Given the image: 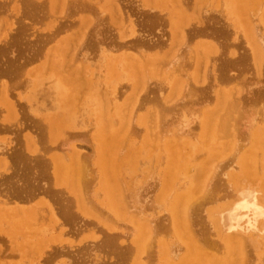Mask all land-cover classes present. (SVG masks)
<instances>
[{
  "label": "rangeland",
  "instance_id": "obj_1",
  "mask_svg": "<svg viewBox=\"0 0 264 264\" xmlns=\"http://www.w3.org/2000/svg\"><path fill=\"white\" fill-rule=\"evenodd\" d=\"M33 1L39 2V3H36L35 6H32L31 4L25 5L22 2V0H16V1L15 0H0V82L4 83L5 85L8 84V86H10L8 89V91H10V94H9L10 98L8 97V100H7V97H5L4 100H2V97L4 98V96H6L7 94L6 95L0 94V111H1L0 112V145H2V147L0 146V152L2 151L1 154L2 153L4 154V152L6 151L5 155L2 154V156H0V162H1V164H0L1 165L0 166V205H1V209L0 210H1V213H4L3 211L6 209H8V210H6L5 212H8L10 210L12 211L13 209H10V208H14V206H17V208H31L32 207L34 209V211H36V213L40 214V216H41V214L43 215V217H44V214L46 215L45 216L46 219L44 217L43 218L44 220H41L40 224H42L41 226L42 227L44 226L45 228H47L49 226L47 228L49 230L46 231V235L43 238L42 245L40 244L41 246L38 247L37 249H35L34 248L35 245L27 247V246H29V243L27 242L26 239L23 240L21 238V236L11 237L9 235L10 224L8 222H6V220H4V219H2V220L0 219V264H126V263H124L126 261L119 260L118 257L115 255L116 253H113L114 251L112 252L111 246H101L100 244H97L99 242V238H101V236H104V235L102 232L100 233L95 229H102L103 226H105L104 224L112 225L111 222H109V220L112 221V216L114 218L113 220L116 222V225H114L115 227L113 225H112L113 227L110 226L112 229L110 228L109 230L106 229V226H105V228H104L105 234L106 235L107 234L108 235H111V234L115 235L116 233L117 234H119V233L126 234V236L128 235V237H125V235L123 236L122 234H119V237L116 236L114 239V243L118 244V245L120 243L123 245L127 244L125 242L130 243L128 241V238L131 235L132 236L129 238L130 241L132 240V238H134L133 232H135V226H134L133 222L130 223V220L128 217H129V215L131 217L134 215L135 212L136 213L138 212L135 210H134L135 211L134 212L133 208H132L130 213L128 212V217L126 216L125 218H123L125 216V214H123L122 216H117L118 218L114 214L112 216H110L112 214L111 210L108 209L107 206H105L106 205L105 201H102V200H104L103 199L104 197L101 194L102 188H101V184H100V179H102V178L100 175L95 173L96 171L94 172V169L96 167L98 168L100 163H101L100 159L102 160V157L99 158L100 155H98L99 152L97 151V149L99 148V145L103 142H101L99 144L100 140L98 138L102 135L109 136V138L111 137L110 134H112V131H108L107 134L105 133V131L107 132V130L110 128L113 129V127L110 125V122L113 123L112 119H115V117H117V120H114V121H117V122H116V124L115 123L114 124H115V126L116 125L117 126H116V128L113 129L114 130L113 132L116 133L117 127H118L119 123L123 121V118L128 120L129 115H130L129 117H132L133 114H134L133 116L136 115V117H132L133 119L129 118V122H130V120L134 121V122L131 121V123L132 124L134 123L135 125H137V129H136L137 131L135 132V128H134V130H132V129H129V130L130 131L132 130V132L134 131L135 133H138V134L136 135L135 133H133V135H132V133H130L132 136L131 135L128 136L129 133L126 132L127 134L124 136H128V138L131 137L132 140H128L127 137H123V135H122L120 137V140L122 141L123 138L124 139L127 138L125 141L128 143H126V142L123 143L124 146L122 145V152L120 150H118L117 152H118V154L121 153L120 156L124 155L125 153L127 155H135L134 159L139 160V161L137 160L139 167L137 166L138 168L136 170V166H134V165L132 166V164L130 165V163L133 161V159H132L131 162H129V163L126 162V166L122 170H123L124 174L127 175V177L130 176V174H131V172H129L130 169H131L132 173H135L134 175H136V173H137L138 176L136 175V177L140 178L141 186H143V184H142L143 182L141 183V181H143L146 178L144 180L145 181L144 184H147L146 180L149 181V178H150L151 181L147 185H149L151 183L150 185L153 187L154 185H152L153 184L152 178H153V176H156L155 174H157V176L154 178H156L158 181H156V179H154V181H153L155 184L157 183L155 186L156 189H155V187L152 188L150 186L151 190L152 189H154V190L151 194L149 192V191H151L149 189L150 188L149 187L148 188L149 191L148 190L147 191L150 193V195H148V192L146 194H147V196H150L153 198L157 197L155 195L162 192L160 190V183L165 184V185L163 184L164 188H163V186H161L163 188V190H165V192L163 191L164 193L163 192L161 193V195L164 194V196L163 197L161 195L158 196V198L162 199L161 201L164 203V205H162V207H158L160 209V211L158 208H153V210H155V212L154 211L153 212L155 214L157 213L156 215H158L160 217L163 216V215L161 216L162 213H166V217H163V218L168 219L169 214H170L169 213L170 204H171L170 201H172L173 198H174L173 199V201H174L176 199L175 196L177 197V194L182 193V192H180V190L184 191L185 190L184 188H186V184L188 187L189 183H191L194 179H197V177L199 178L200 175L198 173L197 167L194 165L197 162V161H195L196 158L192 157L194 160H193V163L191 162V164H190V171L189 172L192 171L191 174L188 173L187 175H185V177L181 178L183 180L182 183H181V181H175V182L171 181L172 185H173V183H174V185H175V183L177 184V182H180V184H181V185L177 184L174 187H176V186L181 187L184 183L183 189L181 187L180 190H178L179 189V187H178V189L175 190L171 186V190H170V188L168 187L169 183L167 184V181L169 182V179H167L169 176L168 175L169 169H167L168 173H166L167 178H165V179L163 178V177H166L164 175L166 172V166L168 165V168L172 167V166L169 167V162H167V159L169 158V154L167 153V147H168L167 145L170 142L172 143V139L177 140L181 136H182V138H183V136H185L184 139H182V138L179 139L181 141V143H184L186 141V142H190L192 145L198 144L195 141L193 142V139L196 138L195 140L198 141L197 138H198V135L201 133V129H200V126H198L199 125L198 121H197L198 119L195 120L196 124L194 123L195 125L191 126L192 131H190L189 134H191V133L193 134V132H195L196 134L194 133V135H190L191 137L189 138L188 133L187 134H185V133L181 134V132H179L178 129L175 128V125L174 126L172 125L171 127L168 128V126H169L168 122L169 121H167V123L165 124L166 130H165V128H163L164 126L162 128H160L161 124L162 125L164 124V123L160 124V122H162V121L165 122V121L164 120L158 121L160 126L157 127V129H159V132L158 131L157 132L160 133V130H162L161 132H164V131H166V132L168 131V132H167V134H165L166 132L162 133L164 135V138H160V139L163 142V144L161 143L157 146H154V148H153V147L148 146V144L153 140V137H152L153 135H151V134H149V132H147V131H149L148 127L144 124L142 119L147 118L146 116L148 115V111L153 112V111L157 110L155 108H158L160 110L162 117L164 116V118L167 120V118L169 119V117H168L169 111L166 109V107L167 108H168V106L173 107V110L175 111V108L180 107V104H181V106L184 104L187 107H191V106H192L191 108L195 107L194 109H198V111H199L200 108L203 109V107H205V106H211L213 104L214 95H216L217 90H218L217 93H219L222 90H224L225 88H227V89L229 88L232 91H234V89H236L235 92H237L239 90V92L241 94H238L239 92L236 93V94H238L236 96V98L238 96H241V98H240V103H241L240 107L242 108L241 112L242 111L248 112V111H250V108H251V110H252L251 113H254L256 110H259L260 107H262V106L264 107V63L262 62L263 67L260 70H257L255 67H253L254 65L251 62V60L248 57L245 58V55H246L245 53L249 52V50L247 49V47L249 48V43H248V41L245 42V39L247 40L246 36L249 38L248 35L251 33L252 29H253V31L255 30V28L257 30L258 27L262 24L261 28L259 27L260 30L258 29L259 31H262V33L258 32V31H254V32L261 33L264 36V28H262L263 27L262 16L264 15V10H263L264 9V0L259 1L260 4L258 6L259 7L261 6V7L260 8L258 7L257 13H253L252 17H254V19H253V22L249 23L250 25L248 24L251 27L248 31L249 34H247V35H244V33L245 34L247 33V30H245L246 27H244L245 31H243V28H241V27H243V25L241 26V24H244L245 21L243 23V21L240 20L241 18L239 19L235 13V9H236L235 7H237V5H239V4H237L238 1L236 3V0H209L208 1L209 3L206 1L208 3V5L205 7H202L204 9L203 10L201 9V10L203 12L204 11L205 12L204 13L201 12L203 15H201L200 19L198 18V16H200V14H201V13L199 14V11H201L200 10L201 7L200 8L198 7V13H196L197 9L195 10V4H196L197 0H179V1L178 0H172V1L171 0H155V1H153L154 3L152 2V0H150L149 2H148V0H140V1L139 0H116V1L105 0V3H107L108 1H109V3L114 2L115 3V5L113 3L114 6H116V4L118 3L117 6H119L118 8H120V11H118L117 7H115V8L112 7V3H110L111 6L108 7L110 4L109 3H107V4L102 3L103 0H61V1L59 0V2L57 0L58 3L55 0L53 3L54 6H52L48 0H33ZM43 1H45V2H43ZM233 1H235V2L233 3ZM171 2H172V4H171ZM176 2L178 4L181 3V4H179V6L181 5L180 7H181L182 12H183L182 8H184L185 13L183 12V14H186V16H188V15L191 16L190 17L191 19L189 18V23H187L186 26H185L184 22H186L187 17L181 13V11L179 10L180 7L177 6V4H174ZM206 2H204L205 3L204 5H206ZM231 2H232V4H231ZM151 3H153V5ZM56 4H58V5H56ZM230 4H231V7H230ZM233 4H236V5H233ZM37 5H39V6H37ZM102 5H103V7H102ZM104 5H105V7H108L107 11H106V8L104 7ZM68 8H69V10H68ZM74 8H75V10H74ZM113 9L116 11V13L113 11ZM149 9H151V10H149ZM109 10H110V12H108ZM167 10H168V12H167ZM118 12H120L122 14V16L127 14L128 18H126V19H124L125 17H122V18L124 20H126L127 23L129 21H130L129 23L132 22L130 24L131 26L129 24H126V22H123V20H121V18H120V20L123 23L119 22L120 20L118 19V17L121 14L120 13L117 14ZM189 12L191 14L192 13L193 14L191 15ZM169 13H171L170 16H168ZM255 14H256V16H255ZM261 14H262V16H261ZM193 15H194V17H193ZM116 16H117V18H116ZM169 17L172 18L173 22L170 20ZM229 17H230V19H229ZM117 19H118V21H117ZM127 19H130V20L127 21ZM236 19H237V21H236ZM243 20H245V19H243ZM259 20H261V24L259 22H257ZM246 21H248V20H246ZM249 21H252V19L250 20V18H249ZM181 22L184 25L185 33L183 31L179 32V33L177 32V30L178 31L183 30V28L179 29V26H181ZM187 22H188V20H187ZM173 23H175V25L171 26ZM177 23L179 26L177 25ZM251 23H253L252 25H254V23H255L254 28H252L253 26L251 25ZM123 24H124V26L126 24V26L123 27L122 26ZM231 24H233V25H231ZM127 25L130 28L127 29ZM176 25L178 26L177 30H176ZM257 25H258V27H256ZM170 26H171V28H170ZM172 27H174V28H172ZM68 29H69V31H68ZM126 30L127 31L129 30L130 34L128 33L129 31L127 32ZM135 30H136V35H139V37H141L143 39L142 41H144L143 42L144 45H141V44H139V45L136 44V45L137 46L141 45L143 47L134 46L135 45L134 42L137 39L133 42L134 44L130 43L132 41L133 37L134 38L138 37V36H136V37L134 36ZM174 30H176L175 31V32H177L176 34H175V32H174V34L171 32ZM132 33H134V34H132ZM182 33H184L185 35H183V38H180L181 37L180 35ZM177 34L179 36V39H178ZM252 34H254V33L252 32ZM259 35L257 34L256 36L258 37ZM240 36H241V38H240ZM243 36H245V37H243ZM66 40H67V42H66ZM69 41L72 43V45ZM124 42L130 43V44L127 43L128 46H130V48H127V45L124 48L123 47V46H125ZM203 42L206 45L207 44L209 45V43H210V45L212 44L215 51H213V49H212L211 53L207 52L205 50L206 45ZM206 42H208V43H206ZM69 43H70L71 49H70V47H68ZM118 44H120V45L122 44L123 46L119 45V47H118L117 46ZM263 44H264V41H263ZM65 45L70 50L67 49L65 47ZM131 45H132V48H131ZM203 45H205V46L202 47ZM116 46H117V48H116ZM199 46H200V49L202 47L201 50L199 49V52L203 51V53H205L206 56H208L207 54L210 53V56H208L209 59H208V57L206 58L203 55H202V57H200L202 52L201 53L197 52L198 51L197 49ZM59 47H61V48L59 49ZM62 47H64V48H62ZM263 47H264V45H263ZM138 48H140V49H138ZM63 50H65V52ZM124 50H125V52L123 53L122 51H124ZM68 51H70V54H72V52L73 53L75 52L73 55L76 58V61L74 58L73 63H72V56L73 55H69ZM106 51L108 53H106ZM61 52H62V54H65V56L63 58L60 55ZM67 52H68V54H67ZM111 53H112V55H111ZM121 53L124 55H122ZM130 53H132V54L134 53L135 55H132L134 57L127 56V55H131ZM137 53L143 54V58H145L146 56H149V57H146L144 60H146L145 62H148V63L153 61L154 65L151 62L150 66L154 67L155 65H157V66H155L154 69H152V67H149L147 69L149 76L147 75L148 77H146V76L144 77L145 81L143 83L145 85V83L149 82L148 86L146 84L147 87L139 85L141 83L140 80H142V82H143V79H140V78H142L141 75H143V73L140 75L137 72V74L140 75L139 80H138V82H140V83L137 84V86H136V84L133 83V78L135 79L136 77H134V76L135 75L137 76V74H135V72L133 74V72L130 70V67L128 66V64H129L130 59H131V61L132 60L135 61L136 58L138 61L141 59V56L139 59H138V57H136ZM177 53L178 54L180 53L179 56L181 55V53H183L184 55L182 54L180 57L178 55H177V57H176V55L174 56V54H177ZM192 53L195 55L193 56ZM100 54L101 55L103 54V55L101 56ZM199 54H200V56L198 57V60L200 62H199V64H197L198 66L196 69L198 70V68H199L200 73H199V70L197 71L195 69V67H196L195 64L198 63L195 60H197L196 57ZM83 55L86 57V59L82 58ZM119 55L120 56L122 55L123 57L126 55L127 58L126 57L123 58L122 56L120 58ZM171 55H173L176 58V59L174 58V60H176V62H177L178 57H179V59H178L179 61L181 59H183L182 60V63H183L182 66L179 64V62L177 63L178 66H177L176 62H174V64H173L172 62L174 60L171 59L173 56L171 58H169ZM137 56H138V54H137ZM79 57L81 60L79 59ZM101 57H102V59H101ZM193 57H195L194 61H193ZM203 57L205 58V60ZM87 58L90 59V62ZM103 58H105V59H103ZM167 58L169 59L168 62H171L172 69H174L177 66L175 68L176 73L174 72V70L172 73V69H168L166 71L167 68L165 67V64H164V67H165L164 69L166 72L162 68L163 63L165 61L167 62V60H168ZM82 59H83L84 66L81 62ZM127 59L129 61H127ZM186 59H188V60L186 61ZM163 60H164V62H163ZM202 60L205 63H206V60L208 61V63H206L207 67H206V65L203 64ZM232 60L234 62H230ZM125 61H127L128 63ZM184 61H185V63H184ZM51 62L53 64V66H51ZM80 62H81V65H80ZM85 62L87 65L85 64ZM92 62H94V63H92ZM192 62H194V63H192ZM192 64H194L193 67H192ZM74 65H75V67H74ZM85 65L87 66V69H85V70H89L88 75H87V72L83 71L84 70L83 69L81 71L85 72L86 75L81 76L83 74V72L81 74H79L80 73L79 68L82 69L81 66H83V68H86ZM88 65H90V67ZM174 65H175V67H174ZM202 65L206 68H204ZM159 66L161 67V70L163 69V72L165 73L164 76L166 75L165 81H168V82L164 81L165 77L161 75V71H160ZM179 66H181L182 68ZM199 66H201V69ZM167 67L171 68L170 64L169 65L167 64ZM54 68H57L60 71V74L58 73L57 76L68 77V76L74 75V76H72V78L76 77V78H74L75 80L76 79L77 80L82 79V81L80 80V83L82 82V84L83 83L86 84L87 82L89 84V82H90V88L86 91V93L83 91L85 96L83 97V92H82V95H80L81 92L79 90H77L76 92H80V93L78 94L75 92V94H77V95L73 99V101H74V103H73V101L72 102L69 101L71 99L70 93L65 96L63 91L58 92V90L56 88L57 82H55L56 81V79H55L56 75H55L54 71H51ZM157 68L159 69V72H158ZM177 68H180V69L176 70ZM73 70H75V72ZM195 70L197 71V76L199 73L198 77L200 79L196 76L197 80H199V81H197V83H195L196 88H193L195 90H192V88H190V91H193L194 94H191L192 96L191 95L188 96V95H186L187 91L185 90V88L183 89V91H181V89L183 88L182 87L183 83H185V84L191 83L192 84V81L194 79L192 77V75L195 72ZM72 72H74L75 74ZM131 72H132V74H131ZM163 72H162V74H163ZM170 72H171V74H169ZM189 72H191V73H189ZM200 74H201V76H200ZM167 75L168 76L171 75V76H173V78L171 76L168 77ZM202 75H203V78H201ZM188 76L191 77L192 81H191L190 77H188ZM23 77L26 79H24ZM79 77H80V79H79ZM83 77L84 78L86 77V78L83 79ZM162 77H163V79H162ZM178 77H179V79H177ZM170 78H171V80H168ZM175 78H176V80H175ZM180 78L181 79L184 78V80L182 79L183 80L182 81V80H180ZM158 79H160V80L162 79L161 81L165 82L164 84L167 83L168 85H165V86H168V87L163 86L164 85L163 82L161 83V81ZM186 79H188V83H186L187 82ZM25 80L27 81L26 83H25ZM84 80H87L86 83L84 82ZM125 81H126V83H124ZM178 81H180L181 85L179 84ZM127 82H129V85H126V84H128ZM158 82H159V84H161L160 87L162 88V90L165 88L163 91L160 89L159 84H157L158 87H157V85H154L155 83H158ZM173 82H175V83H173ZM130 83H131V85H130ZM23 84H24V86H23ZM171 84H173V85H171ZM178 84L181 86V88L179 87L180 89H177ZM185 84H184V87H185ZM78 86H79V84H78ZM125 86H126V88H125ZM132 86H135V88L134 87L133 88L135 89V92L137 91L136 93L134 92V90L132 91V89H133ZM140 86H141V89H140ZM116 87L117 88L118 87H122V88L124 87L125 88V91H124V89H119V91L120 90L124 91L123 93H121L120 97L117 95L118 90H116ZM171 87H172L173 91L170 89ZM102 88H104V89H102ZM137 88H138V90H137ZM79 89L81 90L80 87H79ZM157 89H159V90H157ZM176 89L178 91H181L183 94L181 92H179L180 94L179 93L177 94L178 91L174 92ZM105 90L107 91V93ZM115 90L117 93L115 92ZM129 90H131L132 92L131 91L129 92ZM138 91H139V94H138ZM112 93L113 94L115 93L114 95L116 98L114 96H111ZM172 93H173V95L170 96ZM132 94H134V95H132ZM101 95H102V98H100ZM103 95L108 96L110 99L108 97H105V96L103 98ZM125 95H126V97H125ZM179 95H181L183 97H180ZM80 96H82V98ZM128 96L131 98V101H130V98H128ZM133 96H135L136 98ZM164 96H165V98H164ZM78 97H80L81 100H77ZM111 97L113 98V100ZM121 97H122V99H121ZM140 97H141V100H140ZM166 97H168V99ZM63 98H65V99H63ZM106 98H108V100ZM59 99L60 100L62 99L61 103H60ZM75 99H76V102H75ZM100 99L102 101L104 99H106L107 101L110 100V102H108V106H106V104H107V102H105L106 100H104V102L106 103V104H104V102L102 103V101ZM134 99H135V105H136L137 101H139L141 103L142 106L138 105L139 103H137V106H136L137 108H138V106H140L139 107L140 109L138 108L136 110V107L133 108L135 110L132 109V107L135 106V105H133ZM6 100L9 101L10 104L12 103L13 107L8 102H6ZM78 101L80 102V104L78 103V105H76ZM124 101L128 102L127 104L125 102V104H126L125 108H124ZM6 103H7V105H6ZM15 103H17L16 107L14 106ZM115 103H117V104H115ZM131 103H132V106L130 107ZM102 104H103V112L101 110ZM110 104L112 105V107L110 106ZM75 105H76V107L78 106V108L80 107L81 110H78V108H76ZM93 105H95V106H93ZM119 105H120V108H118ZM7 106L11 107L10 108L11 110H12V108L15 109L18 107V113L17 112L16 113L13 112L14 114L13 113H11V114L7 113L6 112V110L8 109ZM89 106H90V109H89ZM92 106H93V108H92ZM104 106L107 107L105 111H104V108H105ZM109 106H110V109L108 108ZM161 107H163V108H161ZM164 107H165V110H164ZM122 108H123V110L125 109L126 111L124 110L125 111L124 112L122 110ZM148 108H149V110H147ZM108 109H109V113L107 111ZM113 109H114V111H113ZM128 109L133 110L134 113H133V111H130ZM120 110L122 112H124L123 116H121L122 114H120V113H122V112ZM127 110H128V112H127ZM82 111H83V113H82ZM106 111L108 114L106 113ZM170 112H173V111H170ZM102 113H104V114H102ZM111 113H113L114 115ZM106 114L108 115V117L105 116ZM12 115H14V116H12ZM67 115H69V116H67ZM101 115H103L102 116L103 119L106 118V121L105 120L102 121V119H101L102 117L100 118ZM54 117H55V119H61L60 117L63 118L62 120L65 123L64 122L61 123V125H60L61 130H59V128H58L59 125L58 126L55 125L56 123H54V125H53L52 121H53ZM56 117H58V118H56ZM121 117H122V121H120ZM64 118L66 121L64 120ZM139 118H141V122L138 123ZM159 118H160V116H159ZM101 122L103 125L101 124ZM47 124L50 126V128L52 126H54V128H56V130L58 129V131H60L61 133L58 131H54L53 130L54 128L50 131L49 130L47 131V129L49 127V126H47ZM58 124H59V122H58ZM104 124H105V127H104ZM132 124L129 125L130 128H132ZM141 124L144 125L146 128L144 126H141ZM167 124H168V126H167ZM258 124L252 128L251 132H256L257 130H259L261 133H263L264 122L258 123ZM63 125H64V127H62ZM135 125H133V126H135ZM101 127H102V129H104V130L101 129V131L104 132L105 134L102 133V135H99V133L101 134V132H99L98 134H97V132L100 131ZM194 127H197V131L195 130L196 128H194ZM255 127L257 129H255ZM173 128H175V129H173ZM62 130L64 132H62ZM82 130H84V131H82ZM85 130H87V131H85ZM171 130L173 131L172 134L170 133ZM175 130H177L178 133H177V131L175 132ZM130 131H128V132H130ZM198 131H200V133ZM55 132H57V133H55ZM67 132H68V134H67ZM78 132H80V133H78ZM81 132L82 133L85 132V134L87 136L84 135V133L81 134ZM53 133L55 135L56 134L57 135L55 136ZM62 133H64V134H62ZM74 133L77 134V136ZM146 133H148V134H146ZM150 133H152V131ZM168 133H170V134H168ZM174 133L177 135V137L173 136V135H175ZM69 134H70V136H69ZM71 134L75 136V140L73 139L74 137L71 138L72 137ZM78 134L80 135V137H78ZM81 135H83V136H81ZM134 135L138 136V138ZM148 135L151 136L150 138L152 140L149 141L150 138ZM163 135H162V137H163ZM166 135L167 136L169 135L172 139L168 138V140H167ZM186 135H187V137H186ZM68 136L70 139H72V141L70 140L71 141L70 144L69 143L67 144ZM97 136H99V137H97ZM87 137H89V138L91 137L90 139H88L89 141L86 140ZM63 138H65V139H63ZM116 138L118 139L119 137H116ZM116 138H114V140H112L113 138L111 137L110 138L111 141L108 140V144L105 143L106 146H108L110 144V146L107 147V149L109 150V153L106 157H111V155L113 153L112 146H117L116 148H119L120 142H118V141H120V140L118 139V141H116L117 140ZM188 138H189V141H188ZM64 140H65V142H64ZM93 140H95V141H93ZM222 140L223 139H220L216 144H214L210 147L211 150L213 149V151H211V158L215 161V166H214V163H212L213 165L211 164V166L216 167V164L219 162L218 168H216V169H219V171H215V169H214V171L216 173L219 172L217 174L221 175L220 177L222 179L226 180V179L232 178L234 176L237 177V182L234 183V185H233V188L235 190L246 186L245 183L246 182L248 183L249 181H246L247 180L245 178L246 170L240 166L239 157L242 155V153L245 152V150L249 151V149H252V148H253L252 152H253V150L256 151L255 154H257L258 152L259 153L261 152V153L259 155L260 157H258L259 162H256L257 164L256 163L254 164V167L256 165L257 169H256V167L254 169L253 166L251 169H254L256 171H258V169H259L260 174L258 172L257 173L260 176L258 175L256 178L261 177L260 179H262L264 177V168H263L264 167V165H263L264 164V154H263L264 153V151H263L264 147H262L264 143L262 145H260L261 146L260 147L259 145L256 146V144H254L252 141H250L251 139L247 140L245 142L246 144H244L243 147L239 148L236 153L233 151L235 154V155H233L232 150H231L232 154H231V152L228 154L226 148L224 147V144H226L227 141L222 143ZM29 141H31L30 143H32V146L29 143ZM86 141H87V144H86ZM90 141L93 143V145L95 147H93L91 145L92 143ZM148 141H149V143H146ZM60 142H61V144L62 143L64 144L63 146H67V145L69 146L70 145V147H66V148H69V150H66V152L68 151V153L64 152L65 148L64 149L62 148V151L66 154L65 157L67 156V158H68V155L71 154V152H75V151L76 152L79 151V153H82V151L86 152V153H84V154H86L84 156H86V158H87L86 160L89 159L88 164L91 163L89 165V168L93 167V168H91V170H92L91 174L93 173V175L96 176V177L92 176V178L93 179L95 178L96 181H95V179L92 180L91 185H93V181L96 182V185L94 182L93 187L90 186L89 194L92 196V198L99 200L98 202H95V204L99 205V206L97 205L98 207L102 206V208L104 207L103 210L109 211V213H108L109 218L106 216V215H108L106 213V211H105L106 215L104 213H102V215L99 214L102 212V210H100V208H97L96 205H94V207L97 208L96 211H98V213L93 212V213H95L94 216H93V213L91 216H86V215H81V213L77 214V212H75L76 217L72 221H70L69 223L64 222V224L61 225L60 228L63 231V233L61 232V234L59 232V229L55 228L53 226L52 221H49V219H48L49 218V216H48L49 211H47L48 209H46L47 204H49L50 206H52L54 208H57V206H60L61 203L63 202L64 199L60 198L61 195L59 194V192H56V191H58L60 188L62 191H68L66 184L68 183L67 180L69 179L70 175L68 177V174L65 173L62 175L63 178L61 177V175H59L60 177L57 176L58 179H57V184H56L54 181V177H53L54 172L51 173V170L47 165L48 162H46L47 157H48V159H53L54 161H55V158H57V157H59V159H61V162H63V160H65V159H63L64 157H60V156H62V154L64 155L63 152H62V154H60L61 152H59V150L61 149L60 147H62ZM231 142H234V141H231ZM72 143H74V144H72ZM75 143H77L78 145L80 143L81 144L78 147L77 146L74 147ZM135 143H136V145H135ZM53 145H55V146L57 145L56 147L59 146L60 149L56 148V149H58V150H56L55 146H53ZM81 145H82V147H81ZM160 145H162V146H160ZM222 145H223V147H222ZM247 145H249V146H247ZM137 146H139V147H137ZM245 146L247 147V149L244 150L243 148H246ZM136 147L138 148V150L136 149ZM214 147H215V150H214ZM218 147H220V148H218ZM250 147H252V148H250ZM1 148H3V149L6 148V150H2ZM72 148H73V151H71ZM79 148L81 151L78 150ZM92 148H93V150H92ZM116 148H114L115 149L114 153H116L115 152ZM128 148H129V150H128ZM219 149L222 150V151L220 150L221 151L220 155L222 153H223V155L225 153H227L228 155H226V154L225 155L227 157L231 158V160L227 157H223L222 161L221 160L219 161V159H218V161L215 160L219 156V154L213 155L215 153L214 151L217 150L219 152ZM258 149H259V151H258ZM90 150H91V154H90ZM127 150L131 151V152L129 153ZM87 151H88V155L90 154L89 157L87 156ZM119 151H120V153H119ZM239 151H241V152L239 153ZM212 152H214V153H212ZM51 154H53V155L55 154L56 157H55V155L53 156ZM91 155H93V156H91ZM116 155L117 154H114V155H112V157L115 156V158H116ZM148 155H150V156H148ZM216 155H217V157L215 158ZM262 155H263V157H262ZM49 156H51V157H49ZM81 156L83 157V154H81ZM235 156H237V157L235 158ZM90 157H92V159ZM224 158L228 159V160H225ZM128 159H130V157ZM53 160H51V161L53 162ZM67 161H68V159H67ZM223 161H225V162H223ZM233 161H234V163H233ZM64 162H66V161H64ZM166 162L168 164H166ZM221 162H223V163H221ZM192 164H193V166H191ZM221 164H223L224 166ZM231 164L236 165V168H234V170H232L230 168V167H232ZM234 165H233V167H234ZM54 166L56 167V165H54ZM126 167L127 168L129 167V168L127 169ZM175 167H176V169H175ZM214 167H212V169ZM223 167H225V168H223ZM260 167H261V169H260ZM177 168L179 169V165L177 167V164L176 165L174 164V167H172V171L178 170ZM54 169L55 168H53V171H54ZM149 169L151 171H153L152 174L154 172L155 173L152 175V174H150L151 172H146ZM235 169L237 171H235ZM242 169H243V171L245 170V172H243ZM249 169H250V167L247 168L248 171H250ZM196 171H197V173H196ZM143 173L147 174V175H145V177H144ZM192 173L193 174L196 173V175L194 174L195 175L194 176ZM224 173L226 174V176ZM55 174H57V173H55ZM91 174H90V176H91ZM124 174L121 175V177H124ZM148 174H149V176L150 175L151 176L148 177ZM139 175H140V177H139ZM158 175H160L159 176L160 178L158 177ZM66 177H67V180H66ZM131 177H133V179L132 178L129 179V177H128V180H131L133 182L135 180L134 179L135 176H131ZM191 177H193V178L189 179ZM59 178L62 180L64 178L65 179L63 182H61V180ZM186 178L188 179V181L186 180ZM241 178L245 179L244 182H242V185H244V186H240L241 185V183H240ZM256 178H254V180ZM171 180H172V178H171ZM162 181H165V182H162ZM261 181L263 182V179ZM65 182H67V183H65ZM137 182L139 184V181L136 178V180L133 182V184L135 183L136 185L135 184L134 185L138 186ZM208 183H210V182L208 181ZM208 183H207L208 186H206L207 189L206 188L205 189L207 191H209L208 189H212L213 191H209V192H211V195L215 194L212 197V199L215 197L217 198V196H218L220 202H218L219 203L218 204L219 206H218L216 204V202L218 201V200H216V198H215V200L213 199V201H212V199H210L212 202H210V204L207 203L205 205L204 209L202 210L203 215L202 214L201 215L207 221L208 226L210 224V228H211L210 232H213V230L217 227L216 216L221 212V210H223L222 207H224V205L228 203V202H226L228 199H224V195L220 198L219 197L220 194H222L224 192H218V191H216V189H213L212 187L208 188L209 186H211ZM254 183H255V181H254ZM260 185L261 184H259L257 186L252 185V187H254L255 190L259 192V195H258V192H256L258 197L260 195L264 196V191H263L264 188H261ZM236 186H238L239 188ZM259 187H260V189H259ZM257 188H258V190H257ZM157 189L160 190L161 192H159ZM261 189H262V191H261ZM61 190H59V191H61ZM177 190H178V193L174 196V193H176ZM168 191H170V192H168ZM214 191H215V193H214ZM155 192H157V193H155ZM168 193H170V194L172 193L170 199H169L170 194H168ZM218 193H220V194H218ZM234 193H235L234 195H236V191H234ZM260 193H262V194H260ZM98 194L102 196V197H100V199H99ZM167 194H168V196H167L168 199H165ZM150 197H149V200H150ZM164 199H165L166 203L163 201ZM3 201H4V203H2ZM49 201H50V203H49ZM180 201H182V199H180ZM5 202H6V204H5ZM100 202H102L103 204ZM156 202H160V200H157ZM93 203H94V201H93ZM178 203H179V205H178L177 209L179 210V206L181 208V204L183 203V201L179 202V199H178ZM212 203L216 207H214V205ZM208 204L210 207L212 204L214 209L207 207ZM2 208H6V209L2 210ZM36 208L37 209L39 208V209L37 210ZM44 208L46 210H44ZM96 208H94V209H96ZM161 208L164 210H162ZM206 210H207V212H206ZM213 210H214V212H213ZM38 211H40V212H38ZM44 211L45 212L47 211V212L45 213ZM163 211H166V212H163ZM218 211H219V213H218ZM159 212H160V214H159ZM167 212H168V214H167ZM151 213H152L151 211H150V213H148L149 215L147 218L150 219V215H151L152 219L154 218L153 216H156L154 213H152L153 215ZM212 213H214V214H212ZM39 214H38V216H39ZM209 214H210V216L213 215V217L210 218ZM215 214H216V216L214 217ZM98 215H101L102 218H104V219L106 217V220L108 219L107 220L108 222L105 221L104 219H100L101 218L100 216L97 217ZM104 215H105V217H104ZM56 216L58 217L57 221L62 220L61 214L57 213ZM77 217H79L80 219ZM160 217H159V219L162 222H164L165 220L163 218H160ZM205 217H208V218L206 219ZM120 219H122V220H120ZM97 220H99V221H97ZM158 220H156V222L161 223V221L160 220L158 221ZM89 221H92V224L89 223ZM167 221H169V219ZM43 222H45L44 223L45 225H43ZM100 222H102L103 225ZM118 222H123L124 224L118 223ZM46 223H48V224H46ZM95 223L97 226L95 225ZM125 223H127V224L125 225ZM152 223H150V225ZM157 223H156V225H157ZM212 223H213V225H212ZM40 224H39V226H40ZM119 224L120 225L122 224V225L120 226ZM154 224H155V222L152 225H154ZM162 224H164V223H162ZM168 224L169 223H167V225ZM214 224L216 225V227H214ZM152 225L150 226V229H152V227L155 226V225L154 226H152ZM211 225H212V227H211ZM259 225H260V227L262 226L261 224H259ZM259 225L257 224L256 227H258L257 230L260 229V231H261V228L259 227ZM128 226H131L134 229L133 230L131 227H129L131 229L132 234L126 233V231H127L126 229L128 228ZM158 226L159 225H157V227ZM168 227H169V225H168ZM193 227L195 229L198 228V227L196 228V226H193ZM114 228H116V229H114ZM212 228H213V230H212ZM263 228H264V226L262 227L263 231L261 232V234L259 233L260 231L255 230L254 231L255 233H254L252 230H247L246 228H245L246 230L243 228L242 233H245L247 237H248V235L249 236L251 235L252 239L253 238L258 239L259 236L261 235L260 236L261 239L259 238V241L263 242L264 241V236H262L264 234ZM157 229H160V228L158 227ZM164 229H163V231H164ZM152 230H151V232L153 233V231H155V230H153V231ZM166 230H169V228H167ZM166 230L164 231V233H162L163 231L162 232L156 231L157 234L155 233L156 234L155 236H157V235L158 236H157V238L155 237V241L156 242L158 240L162 241V238H163L162 234L164 235L165 233H167V234L171 233L170 236H167L165 234V237H166V240L168 241V243H166L167 246L165 245V247L164 246L163 247L165 249H167L168 245L170 243H173L170 245H172L173 247L175 246L173 249H175L176 253L179 251L178 256L176 255V258L174 257L175 256L174 254H176L174 250H173L174 251V254H173L174 259H172L173 258V257H171L172 255H168V254H172V252L168 253L167 250H166V253H167L166 255L165 254H162V255L158 254L157 250H159V248H158V245L155 246L156 245L155 244L156 242H155L154 246H152V249L155 250V248H156V251L152 252L153 254L155 253L154 259H153V261L148 259L147 260L148 263H149V261H151L150 264H152V262H153V264H169V262L171 263L172 261L178 260L180 258L179 257L180 256V250H178L179 248L182 247L181 254L183 253V249L185 247L183 248V246H181V245H180V247L176 246V244L179 245V244H183V243L180 241L176 242L172 228H170V230H169L170 232L169 231L167 232ZM244 230H245V232H244ZM114 231H116V232L114 233ZM193 231H194V229H193ZM58 232H59L60 236H59V234H57ZM159 234H160V236H159ZM56 235H58V236H56ZM212 236H214V237H211V238L218 239L217 235L214 234ZM254 236L255 237L257 236V237L255 238ZM169 238H171V239L173 238L172 239L173 241L171 239H170L171 241L168 240ZM164 239L165 238H163V240ZM174 239H175L176 243L174 242ZM262 239H263V241H262ZM34 242H36V240ZM24 243H27V244H24ZM221 244H222V242L220 243L219 246H217V248H215L217 250L220 249V250H218L219 252H216V250L213 248L211 254L209 253L210 249H212L211 247H210V249L209 248L207 249L206 247H203V248L205 250L207 249V251L209 250L207 253L210 254V256L215 255V254H216L215 256H218L220 253H222V249H223V252L225 250L223 245H222V248H218L221 246ZM50 246H51V248H50ZM55 248H57V250ZM59 248H60V250H58ZM108 248H109V250H108ZM149 248L150 247H148L147 249H149ZM262 248H264V246ZM91 250H92V252H91ZM99 250H100V252H99ZM214 250H215V252H214ZM3 253H5L6 256ZM1 254H3L2 255L3 257L1 256ZM142 254H140L139 256L141 257V255H142L144 257L145 254L144 253H142ZM100 257H102V258H100ZM140 257H139V259H140ZM148 258H149V256H148ZM155 258H156V262H154ZM140 261H141V263L144 264V261L142 259H140ZM147 262H145V263L147 264ZM200 264H209V263H207L206 261H202Z\"/></svg>",
  "mask_w": 264,
  "mask_h": 264
},
{
  "label": "bare ground",
  "instance_id": "obj_2",
  "mask_svg": "<svg viewBox=\"0 0 264 264\" xmlns=\"http://www.w3.org/2000/svg\"><path fill=\"white\" fill-rule=\"evenodd\" d=\"M16 1V0H15ZM49 1V3L52 5V6H54L53 5V3H54V1L55 0H48ZM61 1V0H60ZM114 1H116V0H114ZM140 1V0H139ZM150 0H148V2H149ZM153 1H155V0H152V2ZM172 1V0H171ZM179 1V0H178ZM177 1V2H178ZM209 1V0H197L196 1V4H195V10H196V13H198V7L200 8V10L202 9H204V8H202V7H205V6H207L208 5V3L207 2ZM237 1H238V3H237ZM259 1H261V0H236V3L237 4H239V5H237V7H235L234 9H235V13H236V15H237V17L240 19V20H242L243 21V23H244V21H245V23L247 24H241V26L243 25V27H241V28H243V31H245V30H247V33L245 34L244 33V35H247V34H249V29H250V27L251 26H249L250 24V22H253V19H254V17H252L253 16V13H257V9H258V5L260 4L259 3ZM22 2L25 4V5H32V6H35L36 5V3H39V2H35V1H33V0H22ZM43 2H45V1H43ZM42 2V3H43ZM56 2H57V0H56ZM58 2H59V0H58ZM57 2V3H58ZM78 2V1H77ZM107 2V1H106ZM174 2V1H173ZM174 3V4H177V6H179V4H181V3ZM204 2H206V5H204L205 3ZM235 1H233V3H234ZM102 3H105V0H103V2ZM101 3V4H102ZM107 3H109V1L107 2ZM107 3H105V4H107ZM110 3H112V2H110ZM109 3V4H110ZM114 3V2H113ZM113 3H112V7H119V6H117V4H116V6H114L115 5V3H114V5H113ZM154 3V2H153ZM153 3H151L152 5H153ZM193 3V2H192ZM136 4V3H135ZM171 4H172V2H171ZM173 4V5H174ZM231 4H232V2H231ZM231 4H230V7H231ZM263 4V3H262ZM40 5V4H39ZM39 5H37V6H39ZM56 5H58V4H56ZM150 5V4H149ZM151 5V6H152ZM233 5H236V4H233ZM107 6V5H106ZM111 6V4L108 6V7H110ZM181 6V5H180ZM179 6V7H180ZM217 6V5H216ZM18 7V6H17ZM23 7V6H22ZM102 7H103V5H102ZM104 7H105V5H104ZM108 7H105L106 8V11H107V9H108ZM161 7V6H160ZM261 7V6H260ZM259 7V8H260ZM186 8V7H185ZM233 8V7H232ZM43 9V8H42ZM154 9V8H153ZM15 10V9H14ZM68 10H69V8H68ZM74 10H75V8H74ZM117 10V9H116ZM149 10H151V9H149ZM155 10V9H154ZM180 11H181V7H180V9H179ZM182 10H183V12H184V8H182ZM199 11V14L201 13V12H203V11ZM264 10V9H263ZM7 11V10H6ZM5 11V12H6ZM113 11L116 13V11L113 9ZM118 11H120V8H118ZM153 11V10H152ZM194 11V10H193ZM254 11V12H253ZM256 11V12H255ZM21 12V11H20ZM108 12H110V10L108 11ZM167 12H168V10H167ZM183 12L181 11V13L183 14ZM205 12V11H204ZM203 12V13H204ZM263 12V11H262ZM7 13V12H6ZM69 13V12H68ZM102 13V12H101ZM112 13V12H111ZM120 12H118L117 14H119ZM185 13V12H184ZM190 13V12H189ZM188 13V14H189ZM195 13V12H194ZM110 14V13H109ZM113 14V13H112ZM121 14V13H120ZM170 14L171 13H169V15L168 16H170ZM191 14V13H190ZM193 14V13H192ZM191 14V15H192ZM206 14V13H205ZM101 15V14H100ZM184 16H186V14H183ZM201 15H203L202 13L200 14V16H198V18L200 19L201 18ZM111 16V15H110ZM175 16V15H174ZM255 16H256V14H255ZM261 16H262V14H261ZM115 17V16H114ZM122 17H125L124 19H126V18H128L127 17V14L126 15H123L122 16V14L121 15H119V17H118V19L120 20V18H121V20H123V22H126V20H124ZM176 17V16H175ZM183 17V16H182ZM187 18H186V22H184L185 23V26L187 25V23H189V18L191 17L190 15H188V16H186ZM193 17H194V15H193ZM196 17V16H195ZM252 17V18H251ZM112 18V17H111ZM116 18H117V16H116ZM170 18V20L173 22V20H172V18L171 17H169ZM181 18V17H180ZM232 18V17H231ZM247 18V19H246ZM249 18H250V20L252 19V21H249ZM118 19H117V21H118ZM174 19V18H173ZM191 19V18H190ZM229 19H230V17H229ZM243 19H245V20H243ZM256 19V18H255ZM260 19V18H259ZM23 20V19H22ZM25 20V19H24ZM121 20L119 21L120 23H123V22H121ZM130 19H127V21H129ZM169 20V21H170ZM187 20H188V22H187ZM239 20V21H240ZM246 20H248V21H246ZM12 21V20H11ZM236 21H237V19H236ZM26 22V21H25ZM118 22V23H119ZM130 22V21H129ZM127 23L126 22V24H131V23ZM241 22V21H240ZM257 22H259L260 24H261V20H259V21H257ZM256 22V23H257ZM22 23V22H21ZM171 23V22H170ZM169 23V24H170ZM228 23V22H227ZM262 23H263V27L262 28H264V15L262 16ZM31 24V23H30ZM126 24H125V26H126ZM249 24V25H248ZM253 23H251V25H252ZM258 24V23H257ZM120 25V24H119ZM175 25V23H173L171 26H174ZM177 25H178V23H177ZM176 25V30H177V27L179 26H177ZM183 24H182V22H181V26H182ZM231 25H233V24H231ZM245 25V26H244ZM254 25H255V23H254ZM254 25H252L253 27L252 28H254ZM259 25V24H258ZM258 25L256 26V27H258ZM262 25V24H261ZM261 25L259 26L260 28H261ZM14 26V25H13ZM53 26V25H52ZM123 27H125L124 26V24L122 25ZM121 26V27H122ZM131 26V25H130ZM171 26H170V28H171ZM181 26H179V29H182L183 28V30H180V31H178L177 30V32L179 33V32H184L185 33V30H184V25L181 27ZM26 27V26H25ZM54 27V26H53ZM244 27H246L245 28V30H244ZM258 27V29L260 30V28ZM8 28V27H7ZM128 28H130L128 25H127V29ZM172 28H174V27H172ZM121 29V28H120ZM126 29V28H125ZM256 30V28H255V30L254 31H258V32H261L262 33V31H259V30ZM11 30V29H10ZM130 30V29H129ZM128 30V31H129ZM176 30H174V31H171L173 34H174V32L176 31ZM262 30V29H261ZM67 31V30H66ZM68 31H69V29H68ZM98 31V30H97ZM127 31V30H126ZM127 31V32H128ZM253 31V29H252V31H251V33L248 35L249 36V38L246 36V38H247V40L245 39V42L246 41H248V43H249V48L247 47V49L249 50V52H247V53H245L246 55H245V58H249L250 60H251V62L253 63V67H255L257 70H260L262 67H263V64H262V62L264 63V47H263V41H264V36H263V34H261V33H258V32H254ZM125 32V31H124ZM135 32V37L136 36H138L137 38H132V41L130 42L131 44L134 42L135 43V45L134 46H136V47H143V46H141V45H144V41H142L143 39L141 38V37H139V35H136V30L134 31ZM145 32V31H144ZM177 32H175V34L177 33ZM232 32V31H231ZM235 32V31H234ZM241 32V31H240ZM252 32L254 33V34H252ZM63 33V32H62ZM65 33V32H64ZM97 33V32H96ZM129 34H130V31L128 32ZM138 33V32H137ZM184 33H182L180 36V38H183V35H185ZM259 35L258 37L256 36L257 34ZM56 34V33H55ZM132 34H134V33H132ZM140 34V33H139ZM243 34V33H242ZM256 34V35H255ZM98 35V34H97ZM148 35V34H147ZM172 35V34H171ZM54 36V35H53ZM177 36H178V34H177ZM263 36V37H262ZM39 37V36H38ZM185 37V36H184ZM231 37V36H230ZM243 37H245V36H243ZM165 38V37H164ZM240 38H241V36H240ZM178 39H179V36H178ZM152 40V39H151ZM74 41V40H73ZM169 41V40H168ZM66 42H67V40H66ZM70 42V41H69ZM100 42V41H99ZM180 42V41H179ZM184 42V41H183ZM36 43V42H35ZM71 43V42H70ZM70 43H69V46L68 47H70V49H71V46H70ZM81 43V42H80ZM126 42H124V45L125 46H123L122 44L120 45V44H118L117 46L119 47V45L120 46H123L124 48L126 47V45H127V48H130V46H128V44H130V43H126ZM133 43V44H134ZM204 43V42H203ZM206 43H208V42H206ZM244 43V42H243ZM66 44V43H65ZM139 45V44H141L140 46H137V45ZM152 44V43H151ZM157 44V43H156ZM177 44V43H176ZM199 44V43H198ZM205 44V43H204ZM261 44V45H260ZM40 45V44H39ZM71 45H72V43H71ZM206 45V44H205ZM205 45H203L202 47H204ZM214 45V44H213ZM117 46H116V48H117ZM133 46V47H134ZM167 46V45H166ZM201 46V45H200ZM200 46L198 47V53H201L202 52V54H201V56H200V54L199 55H197V57H196V59L198 60V57L200 56V57H202V55L204 56V57H208V56H210V53H211V50L213 49V51H215V49H214V47L212 46V44L210 45V43H209V45L207 44L206 46H205V50L207 51V52H210V53H208L207 55L208 56H206V54L205 53H203V51H201V52H199V49H200ZM215 46V45H214ZM65 47H66V45H65ZM79 47V46H78ZM112 47V46H111ZM186 47V46H185ZM202 47H201V49H202ZM246 47V46H245ZM61 47H59V49H60ZM62 48H64V47H62ZM67 48V47H66ZM131 48H132V45H131ZM156 48V47H155ZM190 48V47H189ZM67 49H69V48H67ZM69 49V50H70ZM106 49V48H105ZM110 49V48H109ZM123 49V48H122ZM138 49H140V48H138ZM154 49V48H153ZM200 49V50H201ZM62 50V49H61ZM99 50V49H98ZM107 50V49H106ZM126 50V49H125ZM125 50L124 51H122L123 53L125 52ZM137 50V49H136ZM152 50V49H151ZM64 52H65V50H63ZM148 51V50H147ZM194 51V50H193ZM13 52V51H12ZM11 52V53H12ZM69 52V55H73L74 53L72 52V54H70V51H68ZM68 52H67V54H68ZM87 52V51H86ZM98 52V51H97ZM132 52V51H131ZM136 52V51H135ZM180 52V51H179ZM106 53H108L107 51H106ZM145 53V52H144ZM122 54V53H121ZM131 55H127V56H132V55H135L134 53L132 54V53H130ZM137 54H138V56H137ZM136 54V57H138V59L140 58V56H141V59L138 61L137 60V58H136V60L135 61H131V59H130V61L127 59V61H129V64H128V66L130 67V70L133 72V74H134V72H135V74H137V72L141 75L142 73H143V75H141V77L142 78H140V79H143V82H142V80H140V82H138V80H139V77H140V75H138L137 74V76L135 75L134 77H136L135 79L133 78V83L134 84H136V86H137V84H139V85H141V86H146V84H147V86H148V83H145V85L143 84L144 83V77L146 76V77H148L149 75H148V72H147V69L149 68V67H152V66H150V64H151V62H152V64H153V61H151L150 63H148V62H145L146 60H144L146 57H149V56H146L145 58H143V54H140V53H137ZM140 54V55H139ZM180 54V53H179ZM179 54L177 53V54H174V56L176 55V57H177V55L179 56ZM183 53H181V55H182ZM193 54V53H192ZM13 55V54H12ZM60 55L62 56V58L65 56V54H62V52L60 53ZM92 55V54H91ZM90 55V56H91ZM101 55V54H100ZM103 55V54H102ZM101 55V56H102ZM111 55H112V53H111ZM122 55H124V54H122ZM121 55V56H122ZM126 55L124 56V57H126ZM149 55V54H148ZM180 55V56H181ZM184 55V54H183ZM195 54H193V56H194ZM76 56V55H75ZM80 56V55H79ZM98 56V55H97ZM120 56V55H119ZM121 56H120V58H121ZM152 56V55H151ZM173 55H171L169 58H171ZM172 57L171 59H173L174 60V58L175 57ZM179 56V57H180ZM71 57V56H70ZM99 57V56H98ZM108 57V56H107ZM123 57V56H122ZM123 57V58H124ZM132 57H134V56H132ZM131 57V58H132ZM179 57L177 58V62H176V60H174L172 63L174 64V62H176V64L179 62V64L182 66V60L183 59H181L180 61L178 60L179 59ZM191 57V56H190ZM203 57V58H204ZM75 57H74V55L72 56V63H73V59H74ZM82 58H85L86 59V57L83 55L82 56ZM91 58V57H90ZM127 58V57H126ZM130 58V57H129ZM134 58V59H135ZM182 58V57H181ZM184 58V57H183ZM194 58L195 57H193V61H194ZM212 58V57H211ZM79 59H80V57H79ZM88 59V58H87ZM93 59V58H92ZM101 59H102V57H101ZM103 59H105V58H103ZM117 59V58H116ZM151 59V58H150ZM168 59V58H167ZM176 59V58H175ZM208 59H209V57H208ZM3 60V59H2ZM53 60V59H52ZM81 60V59H80ZM89 60V62H90V59H88ZM120 60V59H119ZM125 60V59H124ZM155 60V59H154ZM165 60V59H164ZM164 60H163V62H164ZM185 60V59H184ZM188 59H186V61H187ZM197 60H195L196 62H198V63H196L195 64V69L197 68V64H199V60L197 61ZM204 60H205V58H204ZM61 61V60H60ZM75 61H76V58H75ZM87 61V60H86ZM127 61H125V62H127ZM148 61V60H147ZM169 61V59L167 60V62ZM210 61V60H209ZM82 64H83V59H82ZM81 62H80V65H81ZM166 61L163 63V69L166 67L167 69H166V71L168 70V69H172V67H171V62H168L167 63ZM202 62H203V64L204 65H206V67H207V64L206 63H208V61L206 60V63L202 60ZM213 62V61H212ZM230 62H234L233 60L232 61H230ZM92 63H94V62H92ZM100 63V62H99ZM128 63V62H127ZM157 63V62H156ZM184 63H185V61H184ZM192 63H194V62H192ZM85 64H86V62H85ZM164 64H165V67H164ZM167 64L169 65L170 64V67L171 68H168L167 67ZM175 64V65H176ZM202 64V63H201ZM200 64V65H201ZM79 65V66H80ZM87 65V64H86ZM85 65V66H86ZM154 65V64H153ZM175 65H174V67H175ZM193 65L194 64H192V67H193ZM215 65V64H214ZM4 66V65H3ZM51 66H53V64H52V62H51ZM83 66H84V64H83ZM83 66H81V68L82 69H80L79 68V71H80V73L79 74H81L83 71H85V72H87V75H88V72H89V70H85V69H87V66H86V68H83ZM89 67H90V65H88ZM116 66V65H115ZM155 66H157V65H155ZM155 66L154 67H152V69H154L155 68ZM177 66H178V64H177ZM176 66V67H177ZM181 66H179V67H181ZM203 66V65H202ZM247 66V65H246ZM249 66V65H248ZM58 67V66H57ZM74 67H75V65H74ZM160 67V66H159ZM175 67V68H176ZM200 67V69H201V66H199ZM204 67V66H203ZM206 67H204V68H206ZM115 68V67H114ZM175 68L174 69H172V73H173V70H174V72H175ZM182 68V67H181ZM74 69V68H73ZM84 69V70H83ZM158 69V68H157ZM156 69V70H157ZM163 69L161 70V67H160V71H161V75L162 76H164V72H163ZM178 69H180V68H177L176 70H178ZM214 69V68H213ZM76 70V69H75ZM75 70H73L74 72H75ZM81 70H83V71H81ZM116 70V69H115ZM197 70V69H196ZM195 70V72L193 73V75H192V77L194 78L193 79V81H192V79H191V77L190 76H188V77H190V79H191V81H192V84L191 83H188V79H186L187 80V82L186 83H188V84H185V83H183V88L181 89V91H183V89L185 88V90L187 91V94L186 95H191V94H194V92L193 91H190V88H192V90H195V89H193V88H196L195 86V83H197V81H199V80H197V78H196V76H197V71L199 70V68H198V70L196 71ZM203 70V69H202ZM207 70V69H206ZM220 70V69H219ZM51 71H54V73H55V75H56V81L55 82H57L56 84V88H57V90H58V92H61V91H63V93H64V95L66 96L67 94H69L70 93V95H71V99L69 100V101H73V99L76 97V95L77 94H75V92L77 91V90H79L80 92H81V94L80 95H82V92L84 91L85 93H86V91L90 88V82H89V84H88V82L86 83V81L87 80H84V82L86 83V84H82V82L80 83V80L82 81V79H80V77L81 76H85L86 75V73L85 72H83V74L79 77V79L80 80H75L74 78H76V77H74V78H72V76H74V75H72V76H68V77H62V76H57L58 75V73L60 74V71H59V69H57V68H54V69H52ZM50 71V72H51ZM91 71V70H90ZM152 71V70H151ZM154 71V70H153ZM164 71H165V69H164ZM165 71V72H166ZM192 71V70H191ZM214 71V70H213ZM74 72H72V73H74ZM126 72V71H125ZM132 72H131V74H132ZM158 72H159V69H158ZM162 72H163V74H162ZM202 72V71H201ZM116 73V72H115ZM147 73V74H146ZM153 73V72H152ZM156 73V72H155ZM176 73V72H175ZM189 73H191V72H189ZM199 73H200V70H199ZM199 73H198V76H199ZM39 74V73H38ZM65 74V73H64ZM71 74V73H70ZM69 74V75H70ZM75 74V73H74ZM90 74V73H89ZM151 74V73H150ZM157 74V73H156ZM169 74H171V72L169 73ZM186 74V73H185ZM203 74V73H202ZM52 75V74H51ZM77 75V74H76ZM148 75V76H147ZM152 75V74H151ZM150 75V76H151ZM160 75V76H161ZM173 75V74H172ZM176 75V74H175ZM174 75V76H175ZM181 75V74H180ZM187 75V74H186ZM189 75V74H188ZM250 75V74H249ZM166 76V75H165ZM164 76V77H165ZM168 76V75H167ZM171 76V75H170ZM170 76H168V77H170ZM178 76V75H177ZM197 76V77H198ZM200 76H201V74H200ZM207 76V75H206ZM87 77V76H86ZM85 77V78H86ZM159 77V76H158ZM172 78H173V76H171ZM24 78V77H23ZM84 77H83V79H85ZM160 78V77H159ZM199 78V77H198ZM201 78H203V75H202V77ZM208 78V77H207ZM24 79H26V78H24ZM162 79H163V77H162ZM161 79V80H162ZM177 79H179V77L177 78ZM183 80H184V78H182ZM181 78H180V80H182ZM200 79V78H199ZM158 80H160V79H158ZM157 80V81H158ZM160 80V81H161ZM166 80V77L164 78V81ZM168 80H171V78L170 79H168ZM175 80H176V78H175ZM174 80V81H175ZM182 80V81H183ZM185 80V81H186ZM147 81V80H146ZM149 81V80H148ZM159 81V82H160ZM184 81V82H185ZM190 81V80H189ZM27 81L25 80V83H26ZM120 82V81H119ZM159 82L158 83H155L154 85H157V84H159ZM163 81H161V83H162ZM165 82H168V81H165ZM165 82H163V84L165 83ZM179 82V84L181 85V83H180V81H178ZM259 82V81H258ZM35 83V82H34ZM124 83H126V81L124 82ZM128 84H126V85H129V82H127ZM173 83H175V82H173ZM219 83V82H218ZM78 84H79V86H78ZM118 84V83H117ZM133 84V85H134ZM162 84V85H163ZM178 84V88L177 89H180L181 88V86ZM184 84H185V87H184ZM26 85V84H25ZM36 85V84H35ZM116 85V84H115ZM130 85H131V83H130ZM160 85L161 84H159V87H160ZM165 85H168L167 83L166 84H164L163 86H165ZM171 85H173V84H171ZM236 85V84H235ZM23 86H24V84H23ZM141 86H140V89H141ZM146 86V87H147ZM175 86V85H174ZM254 86V85H253ZM9 87L10 86H8V84L7 85H5L4 83H2V82H0V94H2V95H6V96H4V98L2 97V100H4L5 99V97H7V100H8V97L10 98V91H8V89H9ZM26 87V86H25ZM79 87L81 88V90L79 89ZM105 87V86H104ZM110 87V86H109ZM131 87V86H130ZM135 88V86H132V88ZM157 87H158V85H157ZM156 87V88H157ZM165 87H168V86H165ZM180 87V88H179ZM125 88H126V86H125ZM125 88L123 87H116V90H118L117 92H118V96L120 97V95H121V93H123L124 91H125ZM129 88V87H128ZM132 89V91L134 90V92H135V89ZM145 88V87H144ZM164 88V87H163ZM210 88V87H209ZM92 89V88H91ZM102 89H104V88H102ZM119 89H124V91L123 90H120L119 91ZM139 89V90H140ZM160 89L162 90V88L160 87ZM165 89V88H164ZM163 89V90H164ZM172 91H173V89H172V87L170 88ZM169 89V90H170ZM175 90L174 92H177L178 90ZM212 89V88H211ZM249 89V88H248ZM99 90V89H98ZM109 90V89H108ZM116 90H115V92H116ZM137 90H138V88H137ZM157 90H159V89H157ZM160 90V91H161ZM162 90V91H163ZM106 91V90H105ZM131 90H129V92H130ZM131 91V92H132ZM159 91V92H160ZM181 91H178L177 92V94L179 93V92H181ZM212 91V90H211ZM236 91V89H234V91H232V90H230L229 88L227 89V88H225L224 90H222L221 92H219V93H217L218 92V90H217V92H216V95H214V101H213V104L211 105V106H205V107H203V109L202 108H200V110L198 111V109H194V108H191V107H187V106H185L184 104L181 106V104H180V107H176L175 108V111L173 110V107H170V106H168V108L166 107V109L169 111V119L167 118V120L164 118V116L162 117V115H161V113H160V110L158 109V108H155V109H157L156 111H153V112H150V111H148V115L146 116L147 118H144V119H142V121L144 122V124L148 127V130L149 131H147L146 129V131L147 132H149V134H151V135H153L152 137H153V140L150 138L151 136H149V141L150 140H152L150 143H149V141L148 142H146V143H149L148 144V146L149 147H153L154 148V146H157V145H159V144H163V142L161 141V139L160 138H164V135L162 134V133H165L166 131H164V132H161L162 130H160V133H158L159 132V129H157V127H159L160 126V124L161 123H164L163 125L161 124V126H160V128H162L163 126V128H165V124L167 123V121H169L168 122V124H169V126H168V124H167V126H168V128L169 127H171L172 125L174 126L175 125V128H177L178 129V131L179 132H181V134L182 133H185V134H187L188 133V135H189V138L191 137L190 135H194V133L195 132H193V134L191 133V134H189V132L190 131H192L191 129V126L192 125H195L196 123H195V120H197L198 121V126H200V129H201V133H200V131H198L200 134L198 135V141H196L195 139H193V142L195 141L196 143H198V144H194V145H192L190 142H184V143H181V141L179 140V139H181L182 138V136L179 138V139H172L169 135V137L167 136H165L166 138H167V140H168V138H171L172 139V143L170 142L167 146V153L169 154V158L167 159V162H169V167L170 166H172V167H174V164L176 165L177 164V167H178V165H179V169L178 170H176V171H172V167L171 168H168V165L166 166V172H165V176L166 177H163L164 179L165 178H167V174L166 173H168V170L167 169H169V176H168V178L167 179H169V182L167 181V184L169 185H167L169 188H170V190H171V186L176 190V189H178V187L176 188V187H174L175 185H177V184H180V182H177V184L175 183V185H174V183H173V185H172V183H171V181H173V182H175V181H181V183H182V179L181 178H183V177H185V175H187L188 173H190L191 174V172H189L190 171V164H191V162L193 163V158H196V160L195 161H197L194 165L197 167V169H198V173H199V175H200V177L198 178L197 177V179H194L191 183H189V185H188V187H187V184H186V188H184L185 190L184 191H181L180 190V188L182 187V189H183V185H184V183H183V185L181 186V187H179V189L178 190H180V192H182V193H179V194H177L178 193V190H177V192L176 193H174V196L177 194V197L175 196V200L173 201V199H172V201H170L171 202V204H170V210H169V217H168V219H169V221H167L168 219L167 218H163V217H166V213H162L161 214V216L162 217H160V216H158V215H156L154 212H155V210H153V208H158V207H162V205H164V203L161 201L162 199L161 198H158V196L159 195H161V193L164 191L165 192V190H163V188H164V185L162 184V183H160V190L162 191H160V190H158L159 192H161V193H158V194H156L155 196H157V197H155V198H153V197H150V196H147V192L149 191L148 190V188L151 186L150 184L149 185H147L151 180H150V178H149V181H147L146 180V182H147V184H144V180L146 179H144L143 181H141V183L143 184V186H141V184H140V178H138V177H136V175H137V173H136V175H134L135 173H132V171H131V169H130V171L129 172H131V174H130V176H128L129 177V179L130 178H132L133 179V177H131V176H135L137 179H138V181H139V184H138V182H137V184H138V186H135L136 184V182L133 184V182L136 180V178L134 177V181L132 182L131 180H128V177H127V175H125L124 174V172H123V170L122 169H124L125 168V166H126V162H131L132 161V159H133V161L130 163V165L132 164V166L134 165V166H136V170H137V168L139 167V165H138V161L137 160H135L134 159V156L135 155H127L126 153L124 154V155H122V156H120L121 155V153H120V151L122 152V145H123V143H125L126 141V139L128 138V136H130L131 134L130 133H132V135H133V133H135L137 130V125H135L134 123L132 124L131 123V121H133V120H130V122H129V118L130 119H133L132 117H136V115L135 116H133L132 115V117H129L128 115V120L127 119H125V118H123V121H122V117H121V119H120V121H122V122H120L119 123V125H118V127H117V130H116V133L115 132H113L114 130V128H116V126H115V124H116V122L117 121H114V120H117V117H115V119H112V122L113 123H111L110 122V125L113 127V129H108L107 130V132L105 131V133L107 134L108 133V131H112V134H110V136L113 138L112 140H114V138H116V137H119L118 139L120 140V137L123 135V137H127V138H123L122 139V141L120 140V141H118V139L116 140V141H118V142H120L119 143V148H116L117 146H112V151H113V153H114V148H116V153H114V154H117L116 155V158H115V156H113L112 157V155H114L112 152V155H111V157H106L107 155H108V153H109V150L107 149V147L108 146H110V144L108 145V146H106L105 145V143H107L108 144V140L109 141H111V137L109 138V136H104V135H102V133H104V132H102L101 131V129H102V127L100 128V131H98L97 132V134L99 133V132H101V134L99 133V135H102V136H97V137H99L98 139L100 140L99 141V144L101 143V142H103V143H101L100 145H99V148L97 149V151L99 152V154L98 155H100V157L99 158H101L102 157V160L100 159V165H99V167L96 169L95 167V169H94V172L96 173V174H98V175H100L101 176V178L102 179H100V184H101V188H102V192H101V194H102V196L104 197L103 199L104 200H102V201H105V206H107V208L108 209H110L111 210V212H112V214L110 215V216H112L113 214L117 217V216H122L123 214H125V216L123 217V218H125L126 216L128 217V212L130 213V211L132 210V208H133V211L135 210V211H138L137 213L135 212L134 213V215L133 216H131L130 217V215H129V220H130V223H134V226H135V232H133V236H134V238H132V240L130 241V237L132 236H130L129 238H128V241L130 242V243H128V242H125V243H127V244H125V245H123V244H115L114 243V239H115V237L117 236V237H119V234H122L123 236L125 235V237H128V235L126 236V234H123V233H119V234H111V235H106L105 234V231H104V228H105V226H106V229H110L111 227L110 226H114V225H116V222L113 220L114 218H113V216H112V221H110L109 220V222H111V224L112 225H106V224H104L105 226H103V228L102 229H95V230H97L98 232H102L103 233V235L104 236H101V238H99V242L97 243V244H100L101 246H111V250H112V252L113 253H116L115 255L118 257V259L119 260H122V261H126V262H124V263H126V264H143V263H141V261H140V259H142L143 261H144V264H146L145 262H147V260L148 259H150V260H152L153 261V259H154V254L152 253V252H154V251H156V248H155V250L154 249H152V246H154V243L156 242L155 241V237L157 238V236H155L156 234H157V232L159 231H163V229H164V231L167 229V228H169V230H170V228H172V230H173V233H174V236H175V239H176V242H178V241H180V242H182L183 244H179V245H177L176 244V246H178V247H180V245L181 246H183V253L181 254V249H182V247L181 248H179L178 250H180V258L178 259V260H175V261H172L171 263L169 262V264H200L202 261H206L207 263H209V264H264V248H262L264 245V241H263V239H262V241L263 242H261V241H259V238L261 239V235L259 236V238L257 239L255 236V238L256 239H252L251 238V235L249 236L248 235V237L246 236V234L245 233H242L243 232V228L245 229H247V230H252L253 232L255 231V230H257V228L258 227H256V225L258 224H261L262 226L260 227V225H259V227L261 228V231H260V229L259 230H257V231H260L259 233L261 234V232L263 231L262 230V227L264 226V196H262V195H260L259 197H258V195H259V192L258 191H256L255 190V188L254 187H252V185L253 186H257V185H259V184H261L260 186H261V188H264V177L262 178L263 179V182L261 181L262 179H260V178H256L260 173V171H259V169H258V171H256V170H254L255 169V167H256V165H255V167H254V164L256 163V162H259V159H258V157H260L259 155H260V153L258 154H255L256 153V151H254L253 150V152H252V147H250V148H252V149H249V151H246L245 149H247V147L246 148H243L244 150H245V152L244 153H242V155L239 157V164H240V166L243 168V169H245L246 170V172H245V170L243 171V169H242V171L243 172H245V178L247 179L246 181H249L247 184L245 183V185L246 186H244V185H242V182H244V180L245 179H243V178H241V180H240V183H241V185L240 186H244V187H241L240 189H237V190H235L234 188H233V185H234V183H236L237 182V177H232V178H228V179H226V180H224V179H222L220 176L221 175H218L217 173H219V172H215V171H219V169H216V168H218V163L216 164V167H214L215 166V161L211 158V151H213V149L211 150L210 149V147L212 146V145H214V144H216L220 139H223L222 140V143H224V142H226L227 141V143L226 144H224V147L226 148V150H227V152H228V154L231 152V150H232V152L234 151L235 153L237 152V150L239 149V148H241V147H243L244 146V144H246L245 142L247 141V140H250V141H252L254 144H256V146L257 145H262L263 143H264V128H263V133H261L259 130H257L256 132H251V130H252V128L254 127V126H256L258 123H263L264 122V107L262 106V107H260V109L259 110H256L254 113H251V108H250V111H248V112H241V107H240V105H241V103H240V98H241V96H238L237 98H236V96L238 95V94H241L240 92H239V90L237 91V92H235ZM251 91V90H250ZM80 92H76V93H80ZM84 92H83V97L85 96V94H84ZM96 92V91H95ZM103 92V91H102ZM101 92V93H102ZM109 92V91H108ZM116 92V93H117ZM120 92V93H119ZM137 92V91H136ZM135 92V93H136ZM166 92V91H165ZM173 92V93H174ZM185 92V91H184ZM239 92V93H238ZM97 93V92H96ZM100 93V92H99ZM98 93V94H99ZM106 93H107V91H106ZM163 93V92H162ZM169 93V92H168ZM173 93L170 95V96H172L173 95ZM182 93V92H181ZM186 93V92H185ZM236 93H238V94H236ZM103 94V93H102ZM110 94V93H109ZM115 94V93H114ZM113 93H112V95L111 96H114L115 97V95H114ZM128 94V93H127ZM126 94V95H127ZM138 94H139V91H138ZM159 94V93H158ZM170 94V93H169ZM176 94V93H175ZM180 94V93H179ZM183 94V93H182ZM215 94V93H214ZM236 94V95H235ZM93 95V94H92ZM95 95V94H94ZM126 95H125V97H126ZM132 95H134V94H132ZM143 95V94H142ZM168 95V94H167ZM235 95V96H234ZM104 96L105 95H103V98H104ZM124 96V95H123ZM122 96V97H123ZM140 96V95H139ZM160 96V95H159ZM180 97H183V96H181V95H179ZM192 96V95H191ZM190 96V97H191ZM64 97V96H63ZM69 97V96H68ZM81 98H82V96H80ZM80 97H78V99L77 100H81L80 99ZM95 97V96H94ZM105 97H108V96H105ZM118 97V98H119ZM122 97H121V99H122ZM124 97V98H125ZM132 97V96H131ZM133 97H135V96H133ZM189 97V98H190ZM62 98V97H61ZM96 98V97H95ZM100 98H102V95H101V97ZM109 98V97H108ZM108 98H106L107 100H108ZM112 98V97H111ZM116 98V97H115ZM128 98H130L129 96H128ZM136 98V97H135ZM143 98V97H142ZM164 98H165V96H164ZM167 99H168V97H166ZM246 98V97H245ZM63 99H65V98H63ZM106 99H104V100H106ZM110 99V98H109ZM6 100V102H8L9 103V101H7ZM14 100V99H13ZM67 100V101H68ZM86 100V99H85ZM101 100V99H100ZM104 100L102 101V103L104 102ZM105 101V102H107V104L104 102V104H106V106H108V102H110V100L109 101ZM112 100H113V98H112ZM118 100V99H117ZM120 100V99H119ZM128 100V99H127ZM138 100V99H137ZM140 100H141V97H140ZM59 101H60V103H61V101H62V99L60 100L59 99ZM68 101V102H69ZM130 101H131V98H130ZM163 101V100H162ZM166 101V100H165ZM263 101V100H262ZM67 102V103H68ZM75 102H76V99H75ZM125 102L126 101H124V108H125V105L128 103V102H126V104H125ZM70 103V102H69ZM73 103H74V101H73ZM72 103V104H73ZM78 103L80 104V102L78 101L77 102V104L76 105H78ZM137 103H139L138 105H141V103L139 102V101H137L136 102V105H135V99H134V102H133V105H135L134 107H132V109L133 108H135L136 106H137ZM179 103V102H178ZM10 104V103H9ZM8 104V105H9ZM16 104L17 103H15L14 104V106L16 107ZM115 104H117V103H115ZM157 104V103H156ZM6 105H7V103H6ZM11 106L13 105L12 103L10 104ZM9 105V106H10ZM68 105V104H67ZM66 105V106H67ZM76 105H75V107H76ZM129 105V104H128ZM127 105V106H128ZM189 105V104H188ZM9 106H7V110H6V112L7 113H9V114H11V113H18V107L17 108H15V109H13L12 108V110L10 109L11 107H9ZM93 106H95V105H93ZM93 106H92V108H93ZM110 106L112 107V105L110 104ZM110 106L108 107L109 109H110ZM115 106V105H114ZM126 106V107H127ZM132 106V103L130 104V107ZM142 106V105H141ZM166 106V105H165ZM179 106V105H178ZM13 107V106H12ZM101 107H102V112H103V104L101 105ZM105 107V106H104ZM140 106H138V108H139ZM152 107V106H151ZM156 107V106H155ZM159 107V106H158ZM198 107V106H197ZM243 107V106H242ZM248 107V106H247ZM259 107V106H258ZM76 108H78V106L76 107ZM106 108L107 107H105L104 108V111L106 110ZM118 108H120V105L118 106ZM137 107H136V110L138 109ZM161 108H163V107H161ZM240 108V109H239ZM256 108V107H255ZM85 109V108H84ZM89 109H90V106H89ZM97 109V108H96ZM109 109L107 110L108 111V113H109ZM127 109V108H126ZM140 109V108H139ZM68 110V109H67ZM78 110H81L80 109V107L78 108ZM122 110H123V108H122ZM125 110V109H124ZM123 110V111H124ZM128 110H130V109H128ZM128 110H127V112H128ZM133 110H135V109H133ZM133 110H130V111H133ZM147 110H149V108L147 109ZM164 110H165V107H164ZM202 110V111H201ZM107 111H106V113H107ZM113 111H114V109H113ZM121 111V110H120ZM126 111V110H125ZM124 111V112H125ZM170 111H173V112H170ZM201 111V112H200ZM1 112V111H0ZM93 112V111H92ZM95 112V111H94ZM98 112V111H97ZM112 112V111H111ZM122 112V111H121ZM124 112H122V113H120V114H122L121 116H123V113ZM13 113V114H14ZM82 113H83V111H82ZM107 113V114H108ZM130 113V112H129ZM132 113V112H131ZM133 113H134V111H133ZM91 114V113H90ZM97 114V113H96ZM102 114H104V113H102ZM105 115L106 117H108V115ZM111 114H113V113H111ZM89 115V114H88ZM114 115V114H113ZM112 115V116H113ZM164 115V114H163ZM12 116H14V115H12ZM67 116H69V115H67ZM95 116V115H94ZM103 115H101L100 116V118L102 117ZM159 116H160V118H159ZM56 118H58V117H56ZM61 119H55V117H54V119H53V121H52V123H53V125H54V123H56L55 125H59L58 126V128H59V130H61L60 128V125H61V123L62 122H64L62 119V117H60ZM111 118V117H110ZM162 118V119H161ZM16 119V118H15ZM102 119V121L103 120H105L106 121V118H104L103 119V117L101 118ZM159 119V120H158ZM161 119V120H160ZM64 120H65V118H64ZM136 120V119H135ZM162 120H164L165 122H163ZM49 121V120H48ZM66 121V120H65ZM158 121H162V122H160V124H159V122ZM10 122V121H9ZM58 122H59V124H58ZM109 122V121H108ZM134 122V121H133ZM139 122H141V118H139V121H138V123ZM15 123V122H14ZM65 123V122H64ZM69 123V122H68ZM77 123V122H76ZM115 123V124H114ZM137 123V124H138ZM195 123V124H194ZM49 124V123H48ZM47 124V126H49ZM101 124H102V122H101ZM109 124V123H108ZM118 124V123H117ZM130 124H132V128H130ZM65 125V124H64ZM64 125L62 126V127H64ZM103 125V124H102ZM109 125V126H110ZM133 125H135V126H133ZM140 125V124H139ZM259 125V124H258ZM52 126V125H51ZM107 126V125H106ZM141 126H144V125H142L141 124ZM260 126V125H259ZM56 127V126H55ZM104 127H105V124H104ZM108 127V126H107ZM106 127V128H107ZM145 127V126H144ZM54 128V126H52L51 128H50V126L48 127V129H47V131L49 130H52ZM88 128V127H87ZM134 128H135V132L133 131L132 132V130H134ZM139 128V127H138ZM146 128V127H145ZM175 128H173V129H175ZM194 128H196L195 130L197 131V127H194ZM89 129V128H88ZM87 129V130H88ZM129 129H132L131 131L129 130ZM157 129V130H156ZM171 129V128H170ZM169 129V130H170ZM199 129V130H200ZM255 129H257L256 127H255ZM54 131H58V129L56 130V128H54L53 129ZM87 130H85V131H87ZM102 130H104V129H102ZM165 130H166V128H165ZM194 130V129H193ZM53 131V132H54ZM77 131V130H76ZM82 131H84V130H82ZM128 131H130V132H128ZM140 131V130H139ZM152 131V133H150ZM158 131V132H157ZM177 130H175V132H176ZM178 131H177V133H178ZM13 132V131H12ZM58 132H60V131H58ZM62 132H64L63 130H62ZM69 132V131H68ZM68 132H67V134H68ZM74 132V131H73ZM129 133V135L128 136H124V135H126L127 133ZM168 132V131H167ZM167 132L165 133V134H167ZM55 133H57V132H55ZM61 133V132H60ZM59 133V134H60ZM72 133V132H71ZM78 133H80V132H78ZM84 133V135H86L85 134V132H83ZM82 132H81V134H83ZM104 133V134H105ZM115 133V134H114ZM171 134L173 133V131L171 130V132H170ZM170 133H168V134H170ZM49 134V133H48ZM54 134V133H53ZM62 134H64V133H62ZM73 134V133H72ZM71 134V135H72ZM75 134V133H74ZM136 135L138 134V133H135ZM146 134H148V133H146ZM175 134V133H174ZM184 134V135H185ZM196 134V133H195ZM55 135V134H54ZM57 135V134H56ZM55 135V136H56ZM76 136H77V134H75ZM131 135V136H132ZM136 135H134V136H136ZM162 135H163V137H162ZM238 135V136H237ZM69 136H70V134H69ZM69 136H68V141H67V144L69 143L70 144V142L72 141V139H70L69 138ZM81 136H83V135H81ZM87 136V135H86ZM85 136V137H86ZM173 136H176L177 137V135L175 134V135H173ZM172 136V137H173ZM52 137V136H51ZM74 137V138H73ZM78 137H80V135L78 134ZM137 138H138V136H136ZM179 137V136H178ZM184 137L185 136H183V138L182 139H184ZM186 137H187V135H186ZM50 138V137H49ZM66 138V137H65ZM65 138H63V139H65ZM71 138H73L74 140H75V136L74 135H72V137ZM91 138V137H90ZM89 137H87L86 138V140H88V139H90ZM131 138V137H130ZM130 138H128V140H132V138L130 139ZM158 138V139H157ZM189 138H188V141H189ZM51 139V138H50ZM54 139V138H53ZM84 139V138H83ZM97 139V140H98ZM71 140V141H70ZM79 140V139H78ZM124 140V141H123ZM138 140V139H137ZM163 140V139H162ZM180 142H179V141ZM14 141V140H13ZM83 141V140H82ZM89 141V140H88ZM93 141H95V140H93ZM136 141V140H135ZM145 141V140H144ZM192 141V140H191ZM231 141H234V142H231ZM31 141H29V143H30ZM48 142V141H47ZM63 142V141H62ZM64 142H65V140H64ZM91 142V141H90ZM85 143V142H84ZM92 143V142H91ZM95 143V142H94ZM126 143H128V142H126ZM248 143V142H247ZM31 144V146H32V143H30ZM38 144V143H37ZM60 144H61V142H60ZM72 144H74V143H72ZM71 144V145H72ZM77 143H75V145H74V147L75 146H79L78 144L76 145ZM86 144H87V141H86ZM112 144V143H111ZM155 144V145H154ZM28 145V144H27ZM64 144L62 143L61 144V146L62 147H60L59 148V146L58 147H56L55 145H53V146H55V149L56 148H58V149H60L59 150V152H61L60 154H62V148L64 149L65 148V150H64V152H66V150H69V148H66V147H70V145L68 146H63ZM90 145V144H89ZM93 147H95L94 145H93V143L91 144ZM127 145V144H126ZM135 145H136V143H135ZM1 147H2V145H0ZM4 146V145H3ZM42 146V145H41ZM124 146V145H123ZM160 146H162V145H160ZM159 146V147H160ZM219 146V145H218ZM247 146H249V145H247ZM40 147V146H39ZM81 147H82V145H81ZM121 147V148H120ZM137 147H139V146H137ZM136 147V149L138 150V148ZM141 147V146H140ZM158 147V148H159ZM221 147V146H220ZM220 147H218V148H220ZM222 147H223V145H222ZM261 147V146H260ZM259 147V148H260ZM262 147H264V144H263V146ZM30 148V147H29ZM42 148V147H41ZM48 148V147H47ZM54 148V147H53ZM134 148V147H133ZM157 148V147H156ZM155 148V149H156ZM213 148V147H212ZM2 150H6V148H1ZM58 149H56V150H58ZM84 149V148H83ZM82 149V150H83ZM89 149V148H88ZM126 149V148H125ZM131 149V148H130ZM135 149V150H136ZM151 149V148H150ZM222 149V148H221ZM221 149H219V152L217 151H214V152H212V153H214L213 155H215V154H219V156L217 157V155L215 156V160H217L218 161V159H219V161L221 160L222 161V159H223V157H227L226 155H228L227 153H225L224 155H223V153L220 155V153H221ZM263 149V148H262ZM76 150V149H75ZM78 150H80V148L78 149ZM92 150H93V148H92ZM118 150H120L119 151V153L120 154H118ZM128 150H129V148H128ZM127 150V151H128ZM140 150V149H139ZM162 150V149H161ZM214 150H215V147H214ZM221 150V151H220ZM71 151H73V148L71 149ZM70 151V152H71ZM81 151V150H80ZM258 151H259V149H258ZM263 151H264V149H263ZM2 152V151H1ZM1 152H0V156H2V154H1ZM4 152V151H3ZM63 152V153H64ZM124 152V151H123ZM126 152V151H125ZM129 153L131 152V151H128ZM136 152V151H135ZM134 152V153H135ZM148 152V151H147ZM164 152V151H163ZM232 152H231V154H232ZM234 152H233V155H235L234 154ZM241 151H239V153H240ZM66 153H68V151L66 152ZM84 153H86V152H83L82 151V153H79V151L78 152H71V154L70 155H68V158H67V156L65 157V153H64V155L62 154V156H60V157H64L63 159H65V160H63V162H61V159H59V157H57V158H55V161L53 160V159H48V157H47V159H46V162H48L47 163V165H48V167L50 168V170H51V173H53V177H54V181H55V183L57 184V179H58V177L57 176H59V175H61V177H62V175L63 174H65V173H67L68 174V177H69V175H70V177H69V179L67 180V177H66V180H67V182H65V183H67L66 184V187L68 188V191H62L61 190V188L59 189V190H61V191H56V192H59V194L61 195V197L60 198H63L64 200H63V202L61 203V205L60 206H57V208H54V207H52V206H50L49 204H47V207H46V209H48L47 211H49L48 212V216H49V221H52V223H53V226L55 227V228H58L59 229V232H60V234H61V232L63 233V231H62V229L60 228L61 227V225L62 224H64V222H66V223H69L70 221H72L75 217H76V213L75 212H77V214L78 213H81V215H86V216H91L92 215V213L93 212H95V213H98V211H96L97 210V208H100V210H102V212L101 213H99V214H101L102 215V213H104L105 215H106V213L108 214L109 213V211H106V210H103V208H102V206H100V207H98L99 205L98 204H95V202H98L99 200H96L95 198H92V196L89 194V188H90V186L91 187H93V185H94V182L96 181V179H95V181H93V185H91V183H92V180H94L93 178H92V176H95V175H93V173L91 174V168H93V167H91V168H89V165L91 164H88L89 162V159L88 160H86L87 158H86V156H84V155H86V154H84ZM154 153V152H153ZM6 154V151L4 152V154L3 155H5ZM30 154V153H29ZM28 154V155H29ZM81 154H83V157L81 156ZM90 154H91V150H90ZM89 154V155H90ZM123 154V153H122ZM142 154V153H141ZM144 154V153H143ZM148 154V153H147ZM155 154V153H154ZM230 154V155H231ZM264 154V153H263ZM51 155H53V154H51ZM55 155V154H54ZM53 155V156H54ZM89 155H88V151H87V156L89 157ZM110 155V154H109ZM138 155V154H137ZM212 155V156H213ZM223 155V156H222ZM59 156V155H58ZM91 156H93V155H91ZM118 156V157H117ZM140 156V155H139ZM148 156H150V155H148ZM49 157H51V156H49ZM55 157H56V155H55ZM130 157V159H128ZM191 157V158H190ZM193 157V158H192ZM220 157V158H219ZM222 157V158H221ZM231 157V156H230ZM237 156H235V158H236ZM262 157H263V155H262ZM91 159H92V157H90ZM136 158V157H135ZM160 158V157H159ZM227 158H229V157H227ZM67 159H68V161H67ZM140 159V158H139ZM152 159V158H151ZM225 159V158H224ZM230 160H231V158H229ZM233 159V158H232ZM50 160V161H49ZM51 160H53V162L51 161ZM142 160V159H141ZM225 160H228V159H225ZM258 160V161H257ZM3 161V160H2ZM64 161H66V162H64ZM194 161V162H195ZM261 161V160H260ZM30 162V161H29ZM150 162V161H149ZM166 162V164H168ZM223 162H225V161H223ZM223 162H221V163H223ZM229 162V161H228ZM9 163V162H8ZM17 163V162H16ZM32 163V162H31ZM56 165V167L53 165ZM136 163V164H135ZM212 163H214V166H211V164ZM233 163H234V161H233ZM0 164H1V162H0ZM10 164V163H9ZM141 164V163H140ZM226 164V163H225ZM257 164V163H256ZM259 164V163H258ZM262 164V163H261ZM213 165V164H212ZM221 165H223V164H221ZM232 165V167H233V165L234 164H231ZM260 165V164H259ZM264 165V164H263ZM1 166V165H0ZM54 166V167H53ZM138 166V167H137ZM191 166H193V164L191 165ZM224 166V165H223ZM227 166V165H226ZM239 166V165H238ZM252 166H253V168L254 169H251L252 168ZM157 167V166H156ZM212 167H214L213 169H212ZM230 167V166H229ZM232 167H230L232 170H234V168H236V165H234V167L232 168ZM248 167H250V171H248L247 170V168ZM6 168V167H5ZM53 168H55L54 169V171H53ZM127 168V167H126ZM129 168V167H128ZM127 168V169H128ZM193 168V167H192ZM220 168V167H219ZM223 168H225V167H223ZM264 168V167H263ZM7 169V168H6ZM152 169V168H151ZM175 169H176V167H175ZM174 169V170H175ZM195 169V168H194ZM214 169H215V171H214ZM256 169H257V167H256ZM260 169H261V167H260ZM150 170V169H149ZM149 170H147L146 172H151L150 174H152V172L153 171H149ZM193 170V169H192ZM2 171V170H1ZM126 171V170H125ZM231 171V170H230ZM235 171H237L236 169H235ZM140 172V171H139ZM226 172V171H225ZM259 174H258V173ZM55 173H57V174H55ZM128 173V172H127ZM145 173V172H144ZM143 173V174H144ZM155 173V172H154ZM153 173V174H154ZM196 173H197V171H196ZM196 173H194L195 175H196ZM221 173V172H220ZM257 173V174H256ZM34 174V173H33ZM66 174V175H67ZM90 174H91V176H90ZM124 174V177H121V175H123ZM152 174V175H153ZM193 174V173H192ZM193 174V175H194ZM225 174V173H224ZM236 174V173H235ZM145 175H147V174H144V177H145ZM156 176H157V174H155ZM194 175V176H195ZM48 176V175H47ZM126 176V177H125ZM138 176V175H137ZM151 176V175H150ZM149 176V174H148V177H150ZM156 176H153V178H152V180L154 181V179H156V178H154V177H156ZM160 175H158V177H159ZM193 176V177H194ZM225 176H226V174H225ZM260 176V175H259ZM60 177V176H59ZM96 177V176H95ZM139 177H140V175H139ZM143 177V176H142ZM147 177V178H148ZM193 177H191V178H189V179H192ZM63 178V177H62ZM160 178V177H159ZM171 178H172V180H171ZM254 178H256L255 180H254ZM60 179V178H59ZM65 179V178H64ZM64 179L62 180V179H60L61 180V182H63L64 181ZM180 179V180H179ZM160 180V179H159ZM186 180L188 181V179L186 178ZM152 181V185H154L153 187H155L156 186V184L154 183ZM156 181H158L157 179H156ZM155 181V182H156ZM208 181L210 182V183H208ZM254 181H255V183H254ZM42 182V181H41ZM59 182V181H58ZM162 182H165V181H162ZM60 183V182H59ZM159 183V182H158ZM207 183L208 184H210L211 186H209L208 188H210V187H212L213 189H216V191H218V192H224V193H222V194H220V193H218V194H220V198L224 195V199H228L226 202H228L227 204H225L224 205V207H222V209L223 210H221V212L219 213V211H218V215L216 216V214L214 215V217L216 216V219H217V221H216V223H217V227H216V223L214 224V227H216L214 230H213V228H212V230H213V232H210L211 231V228H210V224H209V226H208V224H207V221L204 219V217L202 216L203 215V213H202V210L204 209V207H205V205L207 204V203H209L210 204V202H212L213 201V199L215 200V198H213L212 199V197L215 195L214 193H215V191H214V195H211V192H209V191H213L212 189H208L209 191H207L206 189H207V187L206 186H208L207 185ZM61 184V183H60ZM63 184V183H62ZM95 185H96V182H95ZM159 185V184H158ZM157 185V186H158ZM181 185V184H180ZM3 186V185H2ZM43 186V185H42ZM51 186V185H50ZM57 186V185H56ZM161 186H163V188L161 187ZM152 187V186H151ZM151 187L149 188L150 190H151ZM152 187V188H153ZM185 187V186H184ZM236 187H238V186H236ZM206 188V189H205ZM239 188V187H238ZM63 189V188H62ZM92 189V188H91ZM155 189H156V187H155ZM167 189V188H166ZM219 189V190H218ZM259 189H260V187H259ZM148 190V191H147ZM153 190L154 189H152L151 191H149L151 194H152V192H153ZM169 190V189H168ZM257 190H258V188H257ZM43 191V190H42ZM173 191V190H172ZM171 191V192H172ZM234 191H236V195H234L235 193H234ZM261 191H262V189H261ZM264 191V190H263ZM99 192V191H98ZM148 192V195H150V193ZM163 192V193H164ZM168 192H170V191H168ZM256 192H258V195L256 194ZM92 193V192H91ZM97 193V192H96ZM155 193H157V192H155ZM173 193V192H172ZM172 193L170 194V193H168V194H170L169 196V199L171 198V195H172ZM217 193V192H216ZM64 194V195H63ZM166 194V193H165ZM168 194L166 195V197H165V199H168L167 198V196H168ZM260 194H262V193H260ZM99 195V194H98ZM217 195V194H216ZM257 195V196H256ZM101 195H99V199H100V197H102ZM147 196V197H146ZM162 197L164 196V194H162L161 195ZM51 197V196H50ZM54 197V196H53ZM96 197V196H95ZM149 197H150V200H149ZM98 198V197H97ZM152 198V199H151ZM6 199V198H5ZM156 199V200H155ZM165 199L163 200L164 202H165ZM178 199H179V202H182L183 201V203L181 204V208H180V206H179V210L177 209L178 208V205H179V203H178ZM180 199H182V201H180ZM210 199H212V201L210 200ZM223 199V198H222ZM149 200V201H148ZM157 200H160V202H156ZM216 200H218L217 202H216V204L218 205L219 203L218 202H220L219 201V198H218V196H217V198H216ZM93 201H94V203H93ZM21 202V201H20ZM61 202V201H60ZM168 202V201H167ZM222 202V201H221ZM2 203H4V201L2 202ZM49 203H50V201H49ZM100 203H102V202H100ZM166 203V202H165ZM225 203V202H224ZM5 204H6V202H5ZM103 204V203H102ZM209 204H208V206L207 207H210L209 206ZM213 204V203H212ZM212 204H211V207L210 208H213L214 209V207H216L214 204V207L212 206ZM94 205H96V207H94ZM98 205V206H97ZM166 205V204H165ZM219 206V205H218ZM6 207V206H5ZM94 208H96V209H94ZM0 209H1V205H0ZM4 209H6V208H2V210H4ZM10 209H13L12 211L10 210V211H8V212H5L6 210H8V209H6V210H4L3 212L4 213H1V210H0V219L2 220V219H4V220H6V222H8L9 224H10V228H9V235L11 236V237H16V236H21V238L23 239V240H27V242L29 243V246H27V247H30V246H33V245H35L34 246V248L35 249H37L38 247H40L41 245H42V242H43V238L45 237V235H46V231H48L49 229H47V228H45L44 226L42 227L41 225L42 224H40V221L41 220H44L43 218L46 216L45 214H44V217H43V215L41 214V216H40V214L39 213H36V211H34V209L31 207V208H17V206H14V208H10ZM37 209V208H36ZM35 209V210H36ZM39 209V208H38ZM37 209V210H38ZM45 208H44V210H46ZM159 209V208H158ZM157 209V210H158ZM162 209V208H161ZM207 209V208H206ZM209 209V208H208ZM99 210V209H98ZM162 210H164V209H162ZM161 210V211H162ZM210 210V209H209ZM46 211V212H47ZM104 211V212H103ZM105 211H106V213H105ZM147 211V212H146ZM150 211L152 212V213H154L156 216H153L154 218V220L152 219V217H151V215H150V219L149 218H147L148 217V213H150ZM154 211V212H153ZM159 211H160V209H159ZM38 212H40V211H38ZM45 212V211H44ZM45 212V213H46ZM163 212H166V211H163ZM206 212H207V210H206ZM212 212V211H211ZM213 212H214V210H213ZM57 213H59V214H61V216H62V220H58L57 221V219H58V217L56 216V214ZM95 213H93V216L95 215ZM141 215H140V214ZM147 213V214H146ZM151 213V214H152ZM209 213V212H208ZM38 214H39V216H38ZM159 214H160V212H159ZM167 214H168V212H167ZM202 214V215H201ZM212 214H214V213H212ZM80 215V216H81ZM101 215H98L97 217H101L100 219H104V218H102V216ZM105 215H104V217H105ZM132 215V214H131ZM153 215V214H152ZM108 218H109V214L108 215H106ZM209 216H210V214H209ZM82 217V216H81ZM84 217V216H83ZM156 217V218H155ZM158 217V218H157ZM159 217L160 218H163L165 221L164 222H162L160 219H159ZM211 217H213V215L212 216H210V218ZM77 218H79V217H77ZM111 218V217H110ZM118 218V217H117ZM206 219L208 218V217H205ZM209 218V219H210ZM45 219H46V217H45ZM80 219V218H79ZM160 220L161 221V223H157L156 222V220ZM94 220V219H93ZM105 221H107L106 220V217H105V219H104ZM118 220V219H117ZM120 220H122V219H120ZM125 220V219H124ZM128 220V219H127ZM158 220V221H159ZM212 220V219H211ZM96 221V220H95ZM97 221H99V220H97ZM101 221V220H100ZM209 221V220H208ZM215 221V220H214ZM48 222V221H47ZM104 222V221H103ZM108 222V221H107ZM115 222V223H114ZM125 222V221H124ZM155 222V226L157 227V225H159L158 227L160 228V229H157L154 225H152L153 223ZM259 222V223H258ZM45 222H43V225H45L44 224ZM89 223H91L92 224V221H89ZM94 223V222H93ZM101 224H102V222H100ZM105 223V222H104ZM118 223H123V222H118ZM117 223V224H118ZM150 223H152L151 225L152 226H154V227H152V229L153 230H155V231H153L152 229H150ZM156 223H157V225H156ZM162 223H164V224H162ZM167 223H169L168 225H169V227H168V225H167ZM214 223V222H213ZM213 223H212V225H213ZM39 224H40V226H39ZM46 224H48V223H46ZM108 224V223H107ZM124 224V223H123ZM127 223H125V225H126ZM166 224V225H165ZM50 225V224H49ZM83 225V224H82ZM95 225H96V223H95ZM100 225V224H99ZM103 225V224H102ZM120 225V224H119ZM118 225V226H119ZM122 225V224H121ZM120 225V226H121ZM132 225V224H131ZM212 225H211V227H212ZM97 226V225H96ZM112 226V227H113ZM133 226V225H132ZM193 226H196V228L197 229H195ZM115 227V226H114ZM126 227V226H125ZM129 227H131V226H128V228ZM79 228V227H78ZM81 228V227H80ZM99 228V227H98ZM119 228V227H118ZM126 229L125 231H126V233L127 234H132V232H131V229L129 228V229ZM132 228V227H131ZM54 229V228H53ZM112 229V228H111ZM114 229H116V228H114ZM133 229V228H132ZM157 229V230H156ZM162 229V230H161ZM193 229H194V231H193ZM245 229V230H246ZM264 229V228H263ZM107 230V231H108ZM122 230V229H121ZM134 230V229H133ZM132 230V231H133ZM151 230L153 231V233L151 232ZM169 230H166L167 232L169 231ZM245 230H244V232H245ZM117 231V230H116ZM116 231H114V233L116 232ZM124 231V230H123ZM157 231V232H156ZM164 231L162 232V233H164ZM59 232L57 233V234H59ZM111 232V231H110ZM131 232V233H130ZM170 232V231H169ZM223 232V233H222ZM237 232V233H236ZM156 233V234H155ZM197 235H196V234ZM213 233V234H212ZM225 233V234H224ZM248 233V232H247ZM255 233V232H254ZM60 234H59V236H60ZM167 236H170L171 235V233L169 234H167V233H165ZM165 234L163 235L162 234V236H163V238H165L164 240H163V238H162V241L161 240H158L155 244V246H157L158 245V248H159V250H157V252H158V254H167L166 253V250H167V252L169 253V252H172V254H168V255H172L171 257H173V254H174V251H175V249H173L174 247L172 246V245H170V244H173V243H170L169 245H168V248L167 249H165L164 247H165V245H166V243H168V241L166 240V237H165ZM217 235L218 236V239H214V238H211V237H214V236H212V235ZM263 234V233H262ZM100 235V234H99ZM56 236H58V235H56ZM159 236H160V234H159ZM198 236V237H197ZM253 236V235H252ZM262 236H264V234L262 235ZM61 238V237H60ZM168 238V237H167ZM263 238V237H262ZM126 239V238H125ZM171 238H169L168 240H170ZM173 239V238H172ZM171 239V240H172ZM175 239H174V242H175ZM36 240V242H34ZM170 240V241H171ZM173 241V240H172ZM2 242V241H1ZM119 242V241H118ZM175 242V243H176ZM222 242V244H221V246L220 247H218V248H222V245H223V247H224V252H223V249H222V253H220L218 256H215V255H211L210 256V254H211V252H212V250H213V248L215 249V248H217V246H219L220 245V243ZM92 243V242H91ZM24 244H27V243H24ZM41 244V245H40ZM22 245V244H21ZM123 245V246H122ZM127 245V246H126ZM175 245V244H174ZM263 245V246H262ZM48 246V245H47ZM68 246V245H67ZM164 246V247H163ZM167 246V245H166ZM22 247V246H21ZM89 247V246H88ZM97 247V246H96ZM148 247H150L149 249H147ZM203 247H206L207 249L209 248L210 249V247L212 248V249H210V251H209V253L210 254H208L207 252V249L205 250ZM50 248H51V246H50ZM98 248V247H97ZM157 248V249H158ZM22 249V248H21ZM56 250H57V248H55ZM106 249V248H105ZM39 250V249H38ZM46 250V249H45ZM58 250H60V248L58 249ZM107 250V249H106ZM105 250V251H106ZM108 250H109V248H108ZM151 252H150V251ZM174 250V251H173ZM177 250V249H176ZM216 250V252H219L218 250H220V249H215ZM215 250H214V252H215ZM3 251V250H2ZM48 251V250H47ZM147 251V252H146ZM46 252V251H45ZM51 252V251H50ZM59 252V251H58ZM90 252V251H89ZM91 252H92V250H91ZM98 252V251H97ZM96 252V253H97ZM99 252H100V250H99ZM146 252V253H145ZM14 253V252H13ZM142 253H144L145 255H144V257L142 256L143 254ZM175 253H176V251H175ZM4 255H5V253H3ZM3 254H1V256L3 255ZM60 254V253H59ZM102 254V253H101ZM100 254V255H101ZM105 254V253H104ZM140 254H142L141 255V257L139 256ZM178 254H179V251L176 253V254H174L175 256V258H176V255L178 256ZM18 255V254H17ZM52 255V254H51ZM91 255V254H90ZM107 255V254H106ZM153 255V256H152ZM157 255V254H156ZM6 256V255H5ZM61 256V255H60ZM99 256V255H98ZM148 256H149V258H148ZM152 256V257H151ZM158 256V255H157ZM3 257V256H2ZM57 257V256H56ZM76 257V256H75ZM139 257H140V259H139ZM143 257V258H142ZM147 257V258H146ZM170 257V258H171ZM174 257L172 258V259H174ZM100 258H102V257H100ZM152 258V259H151ZM158 258V257H157ZM46 261V260H45ZM49 261V260H48ZM51 261V260H50ZM44 262V261H43ZM94 262V261H93ZM150 262L151 261H149V263L147 262V264H150ZM154 262H156V258H155V261ZM152 264H153V262H152Z\"/></svg>",
  "mask_w": 264,
  "mask_h": 264
}]
</instances>
